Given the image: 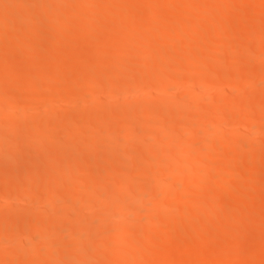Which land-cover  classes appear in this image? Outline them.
Listing matches in <instances>:
<instances>
[{"label": "bare ground", "instance_id": "1", "mask_svg": "<svg viewBox=\"0 0 264 264\" xmlns=\"http://www.w3.org/2000/svg\"><path fill=\"white\" fill-rule=\"evenodd\" d=\"M33 1L35 2V7L33 8L32 12L26 14V13L21 12V1L20 0H0V26L3 24L6 26V29H4V30L0 28V40L4 34H14L13 36L18 37V35H16V33L21 28L20 24L23 26V25H25V23H27L31 20L32 21L35 20L36 18H38V16H39V20L40 21L42 20L41 22H43V21L45 22V20H43L42 17L40 19L41 15L44 16L45 19L47 18L46 21L48 19H50V20H52V22L54 21L56 24H58L59 18L68 11L65 9V4H68L71 2L76 3L75 9H74L75 13H78V11L82 13V11H83L82 14L86 18L83 20L82 23L79 20L80 27H76L77 24L75 23V21H72V18L73 17L75 18V15L71 16L72 17L71 22L67 21L68 23H66V24H64L65 22L63 24L60 23V24H62L61 26H60V24H58V25L55 24L56 25L55 26L52 23L55 28L51 24L53 29L50 26L51 27L50 31L51 30H53V31H51V35H49L50 33L48 34L49 38H47V39L49 40V45H47V46L45 45L46 49L44 46H42V47H44L45 51L40 52V53L35 54V53H33L34 52L33 47H32L33 50L31 49V46H29L30 49H29V47H27L30 43L31 38L30 39L27 38L26 35H24V34L22 35V36H24L23 37V43L21 42V40L20 41L17 40L19 37L18 38L15 37V40L19 41L20 44L28 43V45L27 46L25 45V47L19 46L20 48H18L14 44H6L4 46L3 45L1 46V44H0V73H1V71L11 72L10 69L11 70L13 69L17 72V74H15V75L14 74L11 75L9 73L11 76L9 79L3 80L0 78L1 79L0 80V86H1L0 88L12 86V87H15L16 90H18L20 87L19 85H21L22 83H23V85L26 84L27 87H30L31 85L33 86L35 81L36 82L38 81L39 83H41L37 79L38 76L35 74L36 70H32V69L31 70L34 71L35 73L30 71L31 73L27 74V72H26L27 75L24 76V74H23V76H22L25 78V80H24L21 77V75H22L20 72L21 68H19L20 66H17L16 64L22 65V64L36 63V64H38L37 66L44 67L48 62H51V60H53V61L54 60H60L59 63L61 64V61L63 62V60H65V58H67L68 56L75 55L76 51L79 54V50H78V45H79L78 42L79 41H75V42L72 41L74 44L72 43V45H70V47H68L69 46V44H68L67 50H65L62 47V45H64V44H62L61 38H63V40H64V37L60 38V36H62V35H59V34L62 33L63 29H68V27L71 26V24H73V22H74L76 24L74 27H76L78 29V32H77L78 37H80L79 35H87V37H88V34L89 35L92 34L91 33L92 31L95 32V27L96 26L98 27L100 20H102V18L99 15L93 13V10L91 9L92 6L91 5L88 6L86 4L87 0H53V1L46 0V1L51 2L49 4H47L48 2L45 3L47 5L42 3L43 0L42 1L41 0H33ZM104 1H105L104 3H107L109 6L110 3L116 2L118 0H104ZM195 1H199V0H195ZM207 1H204V2L207 4L208 3L210 4V2H212V1L207 2ZM215 1H217V0H215ZM239 1H240V5H241L242 2H241V0H239ZM201 2H203V0H201ZM233 2H236V0ZM104 3H102V4H104ZM247 4L245 6H249V4L248 5ZM128 5L132 6V8L131 7H127V9L123 8L126 11L124 12V10H122L125 14L123 17L124 19L123 18L122 19L124 22L123 25H125V26L127 25V27L129 28L128 25L130 24V26H131V24H133L132 23L133 20H135L136 17H138L139 21H140L141 20L140 16L143 15V17H144L145 12L148 14L149 18L153 19V16L155 14L157 15L161 9H163L164 7H168V8L172 9L174 4L172 1H168V3H166V0H151V3L150 4L148 3L149 6L145 5V3L143 4V2L140 3L139 1L136 4V7H134L135 5L133 6L132 3L131 4L129 3ZM144 5L147 6L146 8H148V9H145ZM198 5L200 6L199 3H198ZM203 5L205 6L204 3L202 4V6ZM234 5H233V8H235ZM236 5H239V4H237V2H236ZM194 6L199 11V9H198L199 6H197L195 3H194ZM226 6H227V10H228L229 5L227 4ZM210 7H212V4L210 5ZM230 7H232V4H230ZM253 7H256V4ZM258 7L260 9L263 8V7L261 8V5ZM174 8H176V7H173V9ZM178 8H176V9H178ZM214 8L215 7H213V10H211V13H212V11L215 10ZM216 8H217V6H216ZM247 8H248L247 10H244V7H243L244 11L242 10V8H237V9H239L237 11H239L240 14H239V12L237 13L234 10V12H236L238 14V21H235V19H236L235 17H237V14H236V16H234L235 15L234 14L233 15L234 20L230 19V21L232 23H235V26H236V23H239L242 21L243 24H245V26H246L245 28H247V29H244V30H246L245 35L244 36H243V34L241 35L243 37V38L241 37L242 38L241 44H240L241 40L238 39V41H240L239 42L240 46L243 47V45H242L243 43H244V45L246 44L245 46H250L251 42H249L248 39H250L249 36H252L251 32L254 33V35L251 38L254 37L258 41V43H257V41L255 40V42L258 45L255 44V46L253 47V43H255V42H253L252 46L248 50L252 51V53L254 55L256 54L255 60L253 59L254 56H253V54L250 53V51H248L246 48L243 49L239 46V44L235 40L238 36L236 37V35H234L236 37V38H234L233 35L230 36V35H228V33H227V35H225L224 34L225 31L221 32L222 33V35H221V34H219L220 33L219 31L217 32V30L219 28H217V30L215 28H213V26H212L214 24L213 22H216L217 24L220 25V23L224 21L223 19H222L223 21H221L219 18H217L215 16V14L213 16L216 17L217 21L213 20V22L211 23L212 25L210 24L212 29L209 32L211 33V31L214 29L217 32V33L215 32L214 35L216 36V34H218V36H216V37L213 36L214 39H212L213 37H209L211 35L207 34L209 36L208 37L204 36L203 38H205V39L211 38L212 40L215 41L214 43L216 45L213 46V44H212L213 41L211 42L212 45L211 44L206 45V43L203 42V39H201L202 42L201 43L199 42V43L201 45L203 43L206 46V48L207 47L208 48L206 49L205 46L203 45L204 46L203 50L199 51L200 49H199V45H198V47H197L198 50L196 49L197 52L196 51L195 52L198 54L199 59L195 55V53H192V51L194 50L195 47L192 50L191 49L186 50V48L188 49L189 47L192 46V44H191V46H188V44L190 42L194 41L193 39H196L194 37L190 38V39L188 38L189 37V34H187L188 30L191 29L192 31L190 30V32H192V34L193 33L195 34V32H193L194 29H192L190 27L188 29V26H187V33L186 32L184 33L180 29L181 26H186L188 23H189L188 25H191L193 23L190 21L191 19H192V21L195 22V26L197 25V23L201 24V21H203V20H205L207 22L208 20H210L209 18H211V17H212V19H215V18H213L211 13L209 14V15H211V17L208 18L209 15L208 16L206 15V17H204V15H205L204 14L203 17L205 19L204 18L201 19L200 17H202V16L195 15V14H197V13H195V10H194V12L190 11V13H189V9H190L189 8L188 10L186 9V11H188L189 14L187 12H185V10H184V12H185V14H188L187 16H191V19L189 20L191 22V24H190V22H188L187 19H186V22H188V23H186V25H184L181 22L182 20L180 21V19H179V21H180V23H179V21L177 19H175V21H178V24L175 23V21H174V23L176 24V26H175V24H174V26L177 27L179 25V27H177V28L173 27L174 29L171 28L172 30L180 29V31H178V33H176V31H173L174 33H176L175 36L178 34L177 35L178 37L176 36V38H179V33H181V32L182 33L180 36H183V35L188 36V37L184 36L182 39L179 38L181 40L180 41L177 40V42H175V43H178L177 45L175 44L177 48L179 46L181 47V49H178L179 55H176L175 52L173 51L174 55L176 56L175 58L177 60H173L175 58H172L174 56H171V51H170V50H174V48L172 47V46H174L173 45V41H174L173 37L171 39L173 41H171V42L168 41L169 43L165 44L164 46L160 45L161 42L159 41L158 43H160L159 45L161 47L154 50L155 47L152 46L154 52H152L148 56L145 55L146 57L144 56L145 57L144 59H142L140 56L141 60H143V62H142L143 64H139L140 63L139 62L138 65L136 66V68L139 67L140 65H143L142 68L140 67L136 70V68L134 67L136 73L134 72V70H132V72H134V74H132L131 76H129L126 79L125 76L127 77V75H126L127 72H125V71H126L127 65L130 63L129 62L130 60L128 58H124L121 56V58H119V60H116L117 63L116 64L114 63L115 66H113V64L110 66L108 63H106L108 60L106 62H104V60L108 57L107 54H109L108 53L109 51L105 52L106 50H103L99 47L90 48V45L85 44L86 45L85 51H83L84 46L80 47V49L82 48V53H80V55L82 57L81 60H83V61L81 63H79V65H78V68H79L78 72L72 70L76 73L74 75L72 74V76H71V73L69 74L72 77V81H69L70 79L69 80L65 79L64 75H63L64 72H62L64 70L57 69L56 68L57 66H55V64H54L56 71L54 72V74L52 76H51L52 73L50 75H48V77L49 76L50 77L46 79V81H47L46 86L49 88V89H47V88L46 89L48 91H50L49 93L47 92V94H45V93H43L44 92L43 91V92H38L36 95L34 94V95H24V96L15 95V92L11 93V96L9 97L8 100H11L10 98H12L15 101V104L13 101H11V102H13L14 106L12 105L13 107H10L11 109L9 108L8 110H5L6 112H8V115L6 113H4V115L2 114L4 112L3 108H5V105H4V103L2 104V102L3 101L6 102V100L4 99L5 96H2V98L0 96V105H2V106L4 105V107L2 108L3 111H1L2 109H0V111H1V113H0V138L4 137L6 139L15 141L19 138V136L22 133H25V131H27V133H30L29 129L33 126L32 130H31L32 135H35L36 138L38 140H40L39 142H37V144H36V142H34V144L29 143V145L32 146V148H33V146H35V144L37 146L36 150L34 149L35 151L33 153H30L33 151V149H32V151L31 150L29 151L28 147L30 148V146H28V147L26 146V148H27L26 150L29 151V152H27V154H25L26 150H25V152L24 151H22V152L18 151V152H16V154H13V152L15 153V151H17V150H15L10 154L9 147L5 146L4 142H3L4 143L3 144L4 146H3L2 141L0 139V141H1L0 142V180H1L0 181V243L1 244L5 243L8 240V238H11V237H14L15 239H19L21 237V242L19 241L20 240L19 239V240H17V242L19 241L18 244L14 245L16 250H12V253H10L11 255L14 254L15 256L12 257L9 254H7L5 256V254L7 252L6 253L4 251L1 252L2 254L0 253V264H61L62 263L61 260H59V261L56 260V259H58V256L60 253L55 252V251H57L56 249H57L58 245H61V244L63 245V242L60 243V241H59L61 239V236H59V235H61V233H63L62 230L64 231V228L66 226H67L66 228H69L68 234L70 233L69 234L70 236L67 235L68 237L67 236L65 237L64 234L62 235L63 238L65 237L64 241L66 239H68V241H66V243L64 244L65 246L67 243H70L72 241V243H70V245L71 244L74 245L73 242H75L76 246L83 247L84 246L83 242H82V246H81L79 241H83L86 238H87V240L91 239V236H93L92 239H96L95 237L97 235H99L98 239L104 238V240L108 241L109 234L111 235L109 237H113L112 235L114 233V235H116V237H114L115 239L114 240L112 239L113 241H108L107 244L103 240L105 242L104 243L105 245H102L103 247L104 246L106 247V245L110 244L108 246L113 247L114 246L113 244L115 243V241L117 242L116 239H119V238L121 239L124 236V234H125L124 237H127V235H128L127 232H131V231H126V230H129V228H130L129 226L131 224L133 226V223L135 224L136 222H139L141 220L151 219L148 216L149 214L151 215V217L153 216V214H155V216H159V215H161V216H159L158 218L156 217L158 219V221L156 220L157 223L155 222V224L156 225L158 224V225L156 226L154 224L153 225L154 229L150 228L151 230H147V233L144 232L146 234L145 236L143 234L144 237L147 236L148 240H149V238H152V237L154 239H156V234H157V230L159 228V225L163 224V226H164V224L165 225L167 224L169 226L166 225V229L164 227L165 230L161 231L162 229H160V228H159L160 230H158V232L160 234H162L161 235L162 239H160V235H159V237H157L156 240L158 241V238H159L160 240H162L161 242H163V240L169 241V239H171V240L175 239L176 233H175L174 226L172 227V224L175 225L177 223L175 221L181 220V221H186L187 224H189L190 228L193 227L191 230L186 225V222H184V224L188 228L187 231H184V230H186L185 229L186 226H185L183 228L184 230H182V232H185L184 237L186 238V240H185L186 243H184L185 241L184 242L182 241V243H184L185 245L182 247H180V246L177 247L178 249L176 251L174 250L173 253H168L167 249H169V251H170V247L167 249H163V250H165L164 252L167 251L165 254H163V253H160L162 251L159 252V250L154 249L153 248L154 246L152 248H150L152 245L150 247H148V246L142 247V245H140L138 247L137 244L132 243L133 241H135L134 239H136V241H137V238L134 236V239L132 241V239H130L131 237L130 238L128 237L129 238L128 240H131L132 242H129V243H131V245H129L127 242V245L129 246V247L127 246V248L131 249L130 251L133 255L126 256L124 254L123 255L119 254L121 252H118V254H116V256H113L111 258V262L106 261L108 259H104V257H102V259H101V256H99V259L98 260L96 259L97 260L96 264H133L134 262L136 263V261H137L136 259L134 260L135 253H136V255H137L136 257L138 259L142 258V263H144V264L151 262V260L152 261L156 260L155 262L157 264H206L207 262H203L202 260H199V258L195 259V256L197 258V256H199V257H201V255L206 256V254L208 255V256H206L207 259L213 258L212 261L210 259H209L210 260L209 261L204 257L205 260L209 261L207 264H218V263H220V261L217 262V260H219V259H222L221 260L222 262L220 264H264V254H263L264 251L261 254L259 252H261L262 250L259 252H256V251H258V250H256L257 248L260 249V248L264 247V189H262L261 191H258V189L261 188L260 185L264 184V178L261 176V174L264 172V162H263V159H262V162L260 161V159L262 157L257 158V161L255 160L256 158L254 157L253 162H254V160L256 162H254V164H252L253 166L251 165V162H249V160H252L251 158H252L254 152L264 153V140H262V141L259 140L256 142L255 139L250 138V136L251 137H253L255 135L257 136V133L259 134L260 133L259 131L260 130L263 131V129H264L263 128L264 127V91H262L264 89L261 90L262 92L260 94H259L260 91H258V93H256L257 91L255 90V93L257 94V96L255 94L256 102L254 100L255 98L253 99L251 97V95H253V93H254L253 92L254 89L258 90L259 87L264 86V66H262L263 63L259 64V62H258V65H260V67L257 66V69L254 70L255 72L252 70V71H250L251 73L248 70H245V68H244V66H246L245 64L251 65L253 61H254L253 65H255V63L258 61V59H256V57L258 58L259 57L258 55L260 53V52L258 53V51H256V50H260L261 47L264 46V18L263 17L261 18L262 15L264 16V14H262V13H264V11L257 10L256 9L257 7L255 8V11H254V8H252V6H250V9L252 8L251 10H253V11H249V7H247ZM106 9L104 11L108 10V9L107 10ZM220 9L222 10L221 7H220ZM224 9L226 10L225 7H224ZM84 10H85L86 16L84 15L85 14ZM178 10H181V9L179 8ZM202 10H201V12H202ZM205 10L206 9L204 8L203 13L205 12ZM221 10H220V13L218 11L219 14H217L215 12L216 15H218V16H220V14H221L220 18L223 15L221 13ZM232 10L230 12V9H229V12L232 13ZM263 10H264V8H263ZM98 12H100V11H98ZM176 12H178V11L176 10ZM226 12H228V11H226ZM229 12H228V15H229ZM192 13H193V15H192ZM15 14H17V15L15 16ZM18 14H20V16ZM108 14H109V12H108ZM200 14L201 13H199V15ZM100 15H101V13H100ZM180 15H182V14H180ZM145 16H147V15H145ZM150 16H152V17H150ZM178 16H179V14H178ZM178 16H176V17H178ZM78 18L81 19V16L77 17L76 19H78ZM155 18L156 17H154L153 23H156ZM206 18H208V20H206ZM256 18L263 20V22H261V20L259 21V19L257 21ZM55 19H57V20H55ZM120 19H121V16H120ZM145 19L147 20L146 17H145ZM184 19H185V17H184ZM110 20H113V19H110ZM114 21L115 20H113V23H114ZM118 21L119 20H117V22ZM205 21L203 22L205 25L206 24L209 25V23L211 22V21H208V23H205ZM245 21H247L246 23H249L248 26L246 23H244ZM256 21L258 23H254ZM147 22H148V25H146L145 28L142 25L143 30H145L144 35H141L138 31L135 32L133 29H131V30H133L134 32L132 31L131 34L128 33V34L123 35V34H120L119 32H117V34H120L119 36H117V35L116 36H110L108 38V36H109L108 35L106 37V38H108V40H107L108 45H116V46H121L124 44L125 45L126 44L131 45L130 43L135 44L134 42L140 41L141 40L140 37H143L142 40H144V41L148 40V36H147L148 34L147 33H149V31L153 28V26L151 25V23L149 24V21H147ZM158 22H160V21H158ZM259 22L261 23V25ZM22 23H24V24H22ZM225 23L227 26H229L226 21H225ZM225 23L223 22V26H225L224 25ZM232 23H230V24H232ZM119 24H117V25L119 26ZM143 24H145V22ZM162 24H164V23H162ZM171 24H173V23H171ZM255 24H257L259 26L256 29V31H253V29H255V27H256ZM139 25H141V24H139ZM139 25H138V27H139ZM168 25H166V26H168ZM219 25H217V26L219 27ZM223 26H220L221 27L220 29H223L222 28ZM97 27H96V29H97ZM127 27L123 28V26H122L123 29H127ZM134 27H136V25ZM191 27H194V25L192 24ZM197 27H199V25H197ZM229 27H231V26H229ZM229 27H226V29L227 28L229 29ZM163 28H164V26H163ZM22 29L23 28H21V32H22ZM25 29H26V30H24L25 32L28 31L27 28H25ZM154 29H155L154 34H156L157 31H159L161 33V31L159 29L157 30L155 27H154ZM182 29L186 30L185 27ZM209 29H210V26H209ZM43 30L44 31L42 32V30L40 29V31H38V32H42L45 34V29H43ZM136 30H137V27H136ZM72 31H73V29H72ZM116 31H118V28ZM59 32H61V33H59ZM122 32L123 31H121V33ZM28 33H29V31H28ZM42 33H40V34L42 35ZM124 33H125V31H124ZM160 33H157V34L159 35ZM174 33H173V35H174ZM212 33H214V32H212ZM149 34H151V33H149ZM72 35H73V33H72ZM173 35H171V36H173ZM219 35H221V36H219ZM37 36L38 35H36V37ZM91 36L92 35H90V37ZM149 36L151 37V35H149ZM28 37H29V35H28ZM40 37H39V39H41ZM153 37H154V35H153V31H152V38L151 39H153ZM157 37L160 38V35ZM190 37H192V35H190ZM80 38L82 39L83 37H80ZM91 38L92 39L94 38V40H95V36H92ZM45 39H46V37H45ZM71 39L72 38H70V40L68 39L67 41H71ZM89 39H87L88 40L87 43H91V40L89 42ZM169 39L170 38H168V40ZM211 39H209V40L211 41ZM37 40H38V37L34 41L36 42ZM72 40H74V39H72ZM153 40H155V39H153ZM209 40H207V41H209ZM85 41H86V39H85ZM156 41H157V39H156ZM156 41H153V43H155ZM162 41H164L163 44L166 43V40L163 39ZM45 42H48V41L46 40ZM95 42H97V39ZM248 42L250 45H247ZM31 43H33V41H31ZM136 43H137V45L140 44L139 42H136ZM146 43H147V41H146ZM158 43L156 42L155 44H158ZM224 43L228 44L227 48L230 47L229 50L227 49L228 51L225 52L226 53L225 56L222 54L224 51L215 53L216 47L220 48L221 46H225ZM38 44H40V42ZM143 44L144 43L142 42V46H143ZM149 44H150V41H149ZM81 45H83V44H81ZM91 45L94 46V44H91ZM159 45H157V47ZM40 46H41V44L39 45V48L42 49V47H40ZM149 46H151V45H149ZM185 46H186V48H184ZM203 46H201V47H203ZM210 46H213V47L211 48V50L207 51L210 48ZM100 47H101V45H100ZM176 47H175V50H176ZM182 47H183V50L186 51V53L188 51V53H187L188 56L187 55L183 56L186 53L182 54L181 55L182 58H180L181 60L179 61L178 56H180V51L182 50ZM252 47L254 48L255 53L253 52V50H251ZM65 48H66V45H65ZM114 48H116V47L114 46ZM247 48H249V47H247ZM41 49H39V50H41ZM122 49H123V47H122ZM204 49H206V50H204ZM35 50H36V48H35ZM37 50H38V48H37ZM147 50L144 54H147L150 52V51L147 52ZM190 50H191L192 54L189 52ZM217 50L219 51L220 49L217 48ZM225 50H226V48H225ZM151 51H152V49H151ZM165 51H167V53H168V51H170V53H168L167 56H169V54H170L172 59L169 56L168 60L171 62L172 66L171 65L166 66V69H168L167 71L164 69L162 71V68H161L160 72L159 71L157 72V76L155 74L156 77L153 78L154 77V74H153V77L151 78L150 75H148L147 71H149L152 66L149 68V70H147L148 66L153 62V60L155 62V59L157 57H158L157 58L158 60H156V62H158L160 60V56L163 55V53ZM113 53L114 52H112V54ZM218 53L220 54L219 56L222 59L220 57H218L217 55H215ZM246 53L248 55L250 53V56L252 55L253 58L250 59L251 57L249 58V56H246L247 55ZM116 54L117 53H115V56H116ZM138 54L139 53H137V55L136 54L133 55V60L135 58L137 60L136 56H138V58H139ZM221 54L224 57L221 56ZM80 55H78V56H80ZM127 56H129V55H127ZM134 56H135V58H134ZM195 56L199 62L195 60L197 63L194 64ZM72 58H74V57L72 56ZM95 58H97L96 61H99V63L95 62L96 64H94V65H97V66H96V69H93V68L89 67L90 64L88 65L87 63L91 62ZM115 58H114V60H115ZM68 60H69V58H68ZM141 60H139V61H141ZM162 60L159 61V63L164 62L165 65L166 64L168 65V63H166L164 60L163 61ZM223 60L226 62L222 63ZM228 60L230 62L233 61V65H235L234 68H232L233 67L231 65L232 63H230L229 65H231V67H228V68H230L229 70H231V71H227L228 68H226L225 72H221V71H224V69H225L224 67H221V63H222V65L226 64L228 66V64H227ZM173 61H175V62L177 61L176 63H178V64L175 65L176 63H174V66H173V63H172ZM216 61H218V63L220 62L219 66L216 65V64H218V63H215ZM127 62H129V63L127 64ZM196 64H198V69L200 70V71L199 70L198 71L200 73L201 72H204V73L210 72L212 74V72L214 71L212 74V77H210L211 80L210 79L208 80V78H207V79H202V81H200L197 78L194 79L195 77H193V79L188 78L189 80L186 79L187 87H188V89L186 88V90L187 91L189 90V92H193V93H191L192 95L190 94V96H189L188 94L187 95L184 94V96H183V94H182V96H181L179 93H177V94H179L181 97L180 96L178 97L177 94L173 95V92L175 93L174 89L177 88L174 85L177 84V82H179L181 80V78L184 77V74H185V72H187V70L192 71L194 69L193 68L192 70H189L190 68H192L193 65L196 68V66H197ZM165 65H164V67H165ZM155 66H156V68L155 67L154 68L156 70L160 69V68H157V63L155 64ZM21 67H23V65ZM171 67H172V69H171ZM219 67H221L223 69H220L221 71H218L217 69H219ZM169 69H171V70H169ZM242 69H243L244 73H242ZM26 70L28 71V69H26ZM246 71L249 72V74H247ZM16 72H14V73H16ZM151 72L154 73L153 71H151ZM245 72L249 76H247V78L244 79ZM238 74H241V76H242V74H244L242 77L243 78L242 79L243 84L239 83L241 80L237 82L240 85L233 83L234 82V81H232V80H234L233 78H236L237 77L236 75H238ZM69 75H68V77H69ZM214 75H216V78ZM44 77H46V76H44ZM106 77L108 79H106ZM100 78H104L105 80H109V82L107 81L108 85L106 87L103 84V86L105 87V90L102 87V90H104V93L107 92L109 94H114V93H120L122 91L124 95L129 97V98L125 99V102L124 101L122 102V103H124V106L120 105L122 103H118V105H117V103L116 104L112 103L111 105L109 103L108 107L105 106V104H104V108L105 107H107V108L102 109L100 104L97 103V102L101 101V100L100 101L98 100V99H100L99 96H101L100 95L101 93L99 92V90H101V87L99 85L97 87L96 83H94V85H92L95 80H98V79L100 80ZM119 80L123 81L124 84L120 85ZM73 81L75 82V84H73L74 87L72 86V90L69 88L71 86H69L68 88L65 87L66 85H68L67 82H73ZM38 82H37V84H38ZM82 83H83V85H81ZM103 83H105V82H103ZM23 85H21L22 88H24ZM41 85H43V83ZM211 85L217 86V87L220 86L223 88V90L219 92L220 95L216 93L217 94V95L215 94L216 96H214V94H213V96H210V98H208L209 101L213 100L212 104L214 103V101H216V103L218 105H223L226 102H228V103H226L228 105L231 102L233 103V101L230 102V99H229L231 94H232V96H233V94H235L234 96L238 95L237 96L238 99L239 98H241V99L238 100L239 102H237V103H235L236 101H234L235 104H231L232 106L230 105L229 106L230 109L228 108L227 110H223V108H218V109L213 110L214 108L212 109V107L216 104L215 103L211 107V110H213V111H211L209 108L210 105L205 104L207 106L206 107L203 104V102L207 103V101H208V99H207V101L204 100L205 98H207V96L204 95V92H206L205 90L207 88H209ZM35 87L36 86L34 85V89H35ZM64 87L67 90L70 89V92H71L70 96H73V97L76 96V98H77L81 95L80 97L81 98L83 97L82 99L86 98L85 99L86 101L87 100L90 101V102H88V101L87 102L90 103L91 109L94 108L93 109L94 112L93 113L91 111L89 112V110H87V109L85 110L82 107H81L82 109L76 107L78 109H75V111H73L72 113H66V112H65V114L63 112H62L63 114L59 113L58 105L60 103V100L63 97H65L64 94L67 92L66 89L64 90ZM143 87L148 88V90L150 89V93H147L148 95H145V97L144 96L140 97L141 98L140 99L139 94H138L140 92L139 88L141 89ZM97 88H99V89H97ZM11 89L14 90V88H11ZM34 89H32L31 92ZM19 90H21V88ZM39 90H41V89L39 88ZM62 90L65 91L64 94L62 93L63 92ZM17 92H19V91H17ZM21 92H22V90H21ZM35 92H37V91H35ZM20 94H23V92L19 93V95ZM12 95H13V97H12ZM97 95H98V97H97ZM227 95H228V97H227ZM103 96L104 95H102V97ZM168 96H170L171 98H168ZM226 97H227V101H226ZM6 98H8V97H6ZM166 98H167V101L169 99L168 102H170V103H168L166 101ZM172 98L174 100H172ZM177 98L179 99V101L177 100ZM211 98H212V100H211ZM247 98H249V100H250V98H252V100H254V102L247 101ZM68 99H70V98H68ZM175 99H176V101H175ZM228 99H229V101H228ZM171 100H172V103H171ZM252 100H250V101H252ZM67 101L69 102V104L71 103V100H67ZM173 101H175V102H173ZM180 101L182 104L180 103ZM186 101H187V104L190 103V101H191V102H193L192 103L193 105H194V103L196 104L197 108L200 107L199 110H203V111L198 110V112L201 113V115L199 113H198L199 115H194V113L197 112V110L195 109L196 106L194 105V107H193L192 104H191V106H190V104L185 105ZM101 103H102V101H101ZM72 104H70V105H72ZM10 105L8 104V105H6V107H8ZM201 105L203 108H205V110H206V108L207 109L209 108V112H211V115H212V112L214 114L213 115L214 118L211 120L212 125H208L207 123H205V124H207V127L211 126V128L206 127L207 129H205V131H202V129L204 130L205 127L202 128L201 126H206V125H203L202 123H201L202 125L200 124L201 126L197 125V122H198L197 120H199L198 123L202 122L201 119H203V117H204V116L202 117V114L206 113L204 111V109L201 107ZM2 106H0V108ZM187 106H189V107H187ZM190 107L191 108L193 107V108L189 109ZM95 108H96V110L98 108L97 111H99L101 109L100 113H96L97 111L95 110ZM193 109L196 110L194 113H192ZM36 110L37 111L39 110V112H41L40 110H42L41 117L38 118L37 116H39V115L35 116V118L37 117V119L34 118V120H36V121L34 123L32 122L33 125L31 123V127L29 128L30 124H28V121H27L30 119L29 117H31V116H29L31 114L29 112H35ZM190 110H192V111L190 112ZM149 111H153L152 112L153 114L150 116H147ZM206 111H208V110H206ZM39 112H38V114H40ZM235 112H237V113H235ZM27 113H28V115H27ZM208 113L205 114L206 117L209 116ZM190 114H191V117H190ZM195 114H197V113H195ZM59 115H61V117L66 116V119H67V115L75 118L76 120L74 119L75 121L73 120L72 124H76V126L72 127L71 126L72 124H70V126H71V129H70L69 125L64 124L63 126H65V125L68 126V128L70 130L69 131L67 127H66L67 128L66 129L65 127H62V125H61L62 130L60 129V131L62 132V135L65 137H67L66 135L69 134L67 137L68 139L67 138L65 139V137H63V141H62V138L60 139L58 136V138L62 142L59 141L61 143H58L57 142L58 140H57L54 142V144L51 143V146L55 145L54 147L51 148V146L49 145V141H50L52 135H54V132H57V130H59V128H60V125L58 126L57 122H56V120L59 119ZM25 116H28L29 119L25 118ZM194 116H195V118H198L199 116H201V117H199V119H196V121H197V122L195 121L196 123L193 122ZM113 117H115V118H131L132 121L130 122V124L128 126L123 127L122 130H119V129L117 130V129H115L116 127L114 128L115 124L111 123V122H114V121H111L113 119ZM24 118L27 120H25ZM115 118L113 120H115ZM188 118H191V119L189 120ZM230 118L235 120V122L234 121L233 122H234V125L236 126V128L238 129L237 133H235V134H238V131H240L242 133V135L244 134V136L248 137L247 139L250 138L249 139L250 141L245 139L244 136H241L240 135L241 133H239L238 136L236 135L235 137H234L235 134L232 136V133H229L231 136L228 137L229 136V134H227L228 132H225L227 136L223 133L224 132L223 129L225 130V128H223L224 127L223 122L227 119H230ZM85 120L89 124L85 123ZM188 120L191 122H189ZM71 121H72V119H71ZM204 121H206V120H204ZM207 121H210V120L207 119ZM211 121L209 122V124H211ZM74 122H76V123H74ZM147 122H149L151 125L152 124L153 125H159L161 127L167 126L169 129H166V128L165 129L168 130V132L170 131L173 134L175 133L176 137H175V135H173L172 137H169L167 135L168 133L164 132L165 130L163 129L164 131L162 130L161 131L162 133H160V131L155 133V136H156V134H159V133L161 135H163V134L167 135L165 137H162L161 140L159 139V136H156V138L158 137V139L160 140L158 143L160 148L158 147L157 148L158 150L157 149L154 150L153 149L154 147L153 148L151 147L152 146L151 142H153L152 140L147 142L146 144H144L142 146H134L133 144L129 145L130 143H132L133 138H135V140L138 139L137 137L141 138V141L139 139H138V141H136L139 143H145V141H147V139H142V137H144V138L147 137L148 140L152 139V138H150V136H152L150 134L153 133V130H151L150 127H149L150 129L148 128V126L146 125ZM178 122H181V123H178ZM176 124H178L179 127L181 126L180 129L177 127L180 134L177 133L178 130H176V126H177ZM180 124H182V125H180ZM82 125L84 126V128L87 126H91V127L95 126L93 128L97 129L96 134L99 136L98 140L96 139V141H95L93 139L95 136L97 138V135L94 136V134H91V132H87L88 133L87 134L85 132L86 130L84 131V128L83 127L81 128ZM182 126H184V127H182ZM200 128H202V129H200ZM65 129L70 133L67 132V134H66L64 132V131H66ZM198 129H200V131H202L200 134H203L204 136L207 133L205 134L203 132H208V134H209L208 136H205V139H204V137L202 138V139H204L203 142H202V140H196V139L203 136V135L198 136V138L196 137L198 135L197 132H199ZM208 129L211 130V134L213 132H215L213 135H216L217 139H214V140L210 139V138H216V137L213 135H210V131H207ZM173 130H175V131H173ZM60 131H58V132H60ZM120 131H121V133H120ZM84 132L87 135H85ZM98 132H100L102 134L100 135V133L98 134ZM43 133H45V134H43ZM115 133H120L121 136L123 135L122 140L124 138L125 143L128 144L129 146L126 145L125 143H121L123 141L119 140V138L116 137L117 135H113ZM196 133H197V135H195ZM246 133L249 134L250 136L246 135ZM56 134L59 135V133H56ZM169 134L172 135L171 133H169ZM177 134H179L178 136L181 138H179L177 136ZM217 134H218V136H217ZM38 135L43 136V137L39 138V137H37ZM44 135L45 136L47 135V136L45 137ZM62 135L60 134V137ZM135 135H138V136L136 137ZM110 136H111V138H110ZM112 136H115V137L113 138ZM192 136H194L195 139ZM182 137L184 138V140L186 139L188 142L185 143L184 140L182 139ZM74 138L76 140H77V138H79V139L77 140V142H75L76 140L74 141ZM115 138L116 139L118 138V140H116ZM192 138L194 140H196L197 144H199V142H202V144H199L200 149H198V150H200L201 153L198 151L199 154H197V153H193L191 151V147L196 145L195 142L192 141ZM262 138L264 139V137H262ZM178 139L181 140L180 143L178 142ZM230 139H231V141H230ZM142 140L144 142H142ZM175 140H177L176 143L178 145H181V143L183 142L182 146L176 145ZM251 140L252 141L255 140V141L253 143H251ZM155 141H156V143L158 142V140H155ZM168 141H169V143H171V142L173 144L175 143V145H174L175 147L171 145L173 150H174V148L176 149L177 146L180 147L179 151L174 150L175 151L174 155L172 153L173 158L170 159L172 157L171 156L170 158H168L169 160L167 159V156H166L167 152H166V154L164 152L166 150L164 148L165 144L170 146V144H167ZM197 141H199V142H197ZM120 143L123 145L120 146L119 145ZM227 144L231 145V147H234V145H237V147L238 148L240 147V148L237 151H235V149L233 150L231 147L228 148L229 146ZM47 145H49L48 148H47ZM130 146H134V147L131 148ZM196 146L198 148V145H196ZM196 146H195V148H196ZM226 146H227L228 150H224L225 153L228 151H231V149H232V151H231V153H229V156H227L228 153L225 154L228 158L225 155H223V157L225 156L224 158H227V159H225V161L222 159L224 162L221 161L220 162L221 165H220V164H218V162L221 160L220 156L217 157V156H215V154H216V152H218V150L223 152L222 148L224 149ZM24 149H25V147H24ZM170 149L171 148H169V150ZM20 150H22V149H20ZM99 150H103L104 154H102L103 152L99 151ZM4 152L8 153L9 155H5ZM250 152H253V153L249 154ZM29 153H30V155H29ZM97 153H98V155H97ZM183 153H185V155L186 154L187 155L183 156L184 155ZM100 154H101V157H99ZM82 155H84V157H82ZM170 155H171V153H170ZM204 155H205V157H204ZM248 155H251V157ZM133 156L135 157L136 160L138 159L136 157L139 156V158H141V160L135 161L136 163L132 166L130 165L131 163L130 164L128 163L130 165V167H128L129 165H127L126 162L129 160H131V162H132V159H130V158ZM207 156H208V158H206ZM214 157H215V160L219 158V160H217V162L215 161L217 168L218 167L220 168V166L222 168V169L220 168L221 171L217 170V172L218 171L222 172V173H220V176L217 175V176H219L218 178H224L223 176L227 173L225 175V178H224V179H227L229 171H231V172L240 171V169L245 167V166H247V167L252 166V168L255 169V172L254 171L251 172L252 174H250V175H248L249 173L246 172V174H244L245 175L244 177H243V173H242V177L244 179L240 176L241 179H238V181H240V180L241 181L237 182L239 184V185L237 184L239 186V190H237L238 188H236V192L233 191L232 193H229V195H228V190H226L227 191V193H226V191L223 190L224 187L219 186L220 184H217L219 186V187H217V185H215L214 183L213 184L209 183V180L211 177L210 175H208V177H205V178H203L204 177L203 176V177H201V179L199 178L200 180H198L196 178L198 174H200L201 176L203 174V173H200V170L202 169V168L200 169L201 165L207 164V162H209V161L211 162ZM162 164L165 165V166H163V168H161ZM213 164H214V161H213ZM55 167H56V169H55ZM25 168L28 170L27 172H24ZM48 168H54V170L53 169L51 170L53 173H51V174H50V172L48 173L47 172ZM20 169L24 173H20ZM46 172H47V174H46ZM12 173H19L20 176L22 174L21 181L19 178V184H18V185H20L21 184L20 182H22V184L20 185V186H22L21 188H19V186L13 185L12 182H9V181L6 182L7 180L5 182H4V180L2 181L5 174H12ZM115 173L116 174L121 173V174H124L125 176L121 175L124 177L120 178V176H119L120 174L119 175L117 174L119 176L118 177L119 179L117 181H114V183L115 182L116 183L115 184L113 183L114 185H107L104 182V178H106L110 175H116ZM177 173L180 175H184V177L182 178V176H180L181 179L179 177H178V179L177 178L175 179L174 177H172L173 174L175 176V174H177ZM48 174H50V175L48 176ZM203 175H205V174H203ZM1 177H2V179H1ZM91 178L94 179V182H93V180L89 181V179H91ZM207 178H209L208 184H210L211 186L214 185L213 188L211 186H209V189H211V191L209 190V192L211 194V195L209 194L210 199L208 196L209 200L207 199L208 200L207 204H204V205H206L207 208L204 207L203 210L201 208L198 211L195 210L196 212L194 213V216H192L193 213L192 212H191L192 214L190 213V210H189L190 208L187 209L186 207L188 205L185 204V205H187L186 207L185 206H181V207L182 208L185 207L186 211L184 210V211H182V213H181V211H179L178 214H180V213L181 214L178 215L176 213L178 215V216H176L175 213H174L175 214L174 215L172 212H170V210L168 211V209H167L168 207L163 206L164 202L169 203V200L173 199L172 197H169L170 193L168 191H170L171 189L177 188V190H179V191L182 190V192H184V190L186 191V190L190 189V190H193L196 192V191L200 190V186H203L205 184L208 185L207 184ZM132 179H134V180H132ZM135 179L137 181L139 180L138 184L134 183V182H136ZM150 180H151V182H150ZM132 181H134V182H132ZM146 181H147V183H146ZM149 182L151 183V185L149 184ZM230 183H232V182L230 181ZM233 183H234V181H233ZM148 184L150 185V189L147 192L146 189H148V186H147ZM227 186H228V184H226L225 188H228ZM235 186H236V184H235ZM258 186H260V188H258ZM144 188H146V189H144ZM251 188L253 189V191H251L252 190ZM262 188H264V186ZM73 190H76V191L71 192V193L66 192V191H73ZM141 190H142V194L144 193L145 195L140 194ZM143 190H145V191H143ZM221 191H224V193H223L224 198L220 197V195H222ZM35 192H39V194H41L40 200H39V197L37 198L38 201L37 200L34 201L31 198L29 199V197H30L29 195H31V194L33 195V193H35ZM65 192L67 193L66 195H64ZM146 192L149 194L146 195ZM166 192H168L169 194L168 193L165 194ZM225 193L228 196L227 195L225 196ZM94 195H96V197ZM182 195H184V194L180 193L179 195L177 194L176 197L175 196L174 197L176 200L182 199ZM91 196H94V197H91ZM168 197H169V200H168ZM184 197L186 198V196H183V199H184ZM148 198L150 201V205H155V203L158 204L162 200L161 205H160V203L158 204L159 207H161L160 208L161 210L156 209L157 210V212H156V210L153 211V209H152V212H154V213L151 214V209H149L150 205L148 204L149 201L147 203ZM61 199H63L62 201H64V202L66 201L65 203H67V207L65 209H62V207H64L66 204H64V206L62 205L61 209H59ZM116 199L118 201L122 202L124 205H122L120 207L118 206L119 207L118 209H116L115 206L109 207V208H112V209H110L112 211L111 212L107 211L106 209L109 206V204L107 202H109L111 200H116ZM219 199L221 201H222V199L224 201L226 200L231 205H233L235 208V211H236L235 212L233 210V212L239 214L240 216L243 213H245L248 209L255 208L258 206L259 209L261 208V211L253 212L252 214L254 215V213H255L254 216H256V217H255V220H254V217H252L253 220H251V221L252 222L258 221L259 224H260V222H262V223H261V225H258L257 223L255 224V222H254V224H252L249 221V224H248L249 227H247V228L240 227L242 230H240V228L237 229L236 225L233 226V224L229 225L228 223L227 224L225 223L227 225V227L229 225L228 228L231 229L232 227H235L237 229V231H235V229H233V232H231L229 234V237H222L223 235L220 237L218 235L221 239H218L219 237H217V235L216 236L211 235V236H213L212 238H215V237L216 238L211 239V241L208 238L209 242L208 241H207L208 243L204 242L205 244H202L203 241L202 242L200 241L202 238H197V239H199L197 241L201 242L198 244L197 241L195 242V238H196L195 235H197V236L198 235L201 236V234L205 235L206 233L204 234V231L209 229V228L205 229L206 226L211 227L212 224L218 223V219H219L218 214L221 216V214L219 212H218V214L216 213L217 209L220 208L219 202H221V201ZM31 200L34 201L35 203L34 202L32 203ZM86 200L89 201L92 209H93V207H94V209L97 208L94 212L95 213L94 216H93V214L88 215L90 218L87 216L88 211L85 208H82V207L77 208L75 206L78 203H81V202L86 201ZM152 200L153 201L158 200V201H156V202L154 201L155 203H153ZM36 202H39L40 204L36 203ZM170 202H172V200H170ZM30 203H31V206H34L32 204H35V206L38 204L39 205V206L37 205L38 207H43L42 213L39 212V214H37L38 216H36V214H34L35 216L33 217L32 216L33 214L28 212V210H31L33 208L26 206L28 204H29L28 206H30ZM174 203L176 204V201H174V199H173V203H169V204H174ZM14 205H16V206L19 205V206L16 207ZM24 205L27 209L24 207ZM56 205L59 207H57ZM105 205H107V206L105 207ZM158 205H155V206L158 207ZM13 206L17 209L19 208L20 211H21V209L25 210L27 212V214L25 213V211L19 212V211L15 210V208ZM73 207L75 208V210H73L74 209ZM144 207H148V209L150 210L149 211L150 213H148V211H146V210H145V212H143V210L145 209ZM156 207H152V208L155 209ZM162 207H164V208H162ZM10 208H13V211ZM109 208H108V210H109ZM166 209H167V211H166ZM215 209H216V211H215ZM253 210H255V209H252V210L250 209L247 212H250V211L252 212ZM33 211H34V209H33ZM33 211L31 210L32 213H33ZM86 211H87V213H86ZM158 211H160V212H158ZM233 212H232V214H233ZM247 212H246V214H247ZM34 213H35V211H34ZM40 213L43 215H40ZM141 213H144V214L146 213V214L143 215ZM157 213H158V215H157ZM229 214H231V213H229ZM229 214H227V215H229ZM232 214L229 215L230 218L232 217ZM223 216H221L220 218H222ZM240 216L237 217V219L240 218ZM160 217L162 218L163 221L160 219ZM224 217L226 218V215ZM224 217H223V221H224ZM69 218H71V219H69ZM118 218L124 219V221L121 222L122 224L121 225L119 224L120 226L116 222V220ZM153 218L154 217H152V219ZM234 218L236 219L235 216L232 217V219H234ZM232 219H230L231 222H233ZM69 220L70 221L74 220V222H70ZM154 220H155V218H154ZM112 221L115 222L114 224H117L119 227L117 225H112L113 224ZM142 222H144V221H142ZM220 223H223V222L220 221ZM69 224H70V227L68 226ZM96 224H101V225H100V227H98ZM102 225H105L107 227L110 225L111 228H112V226L113 227L117 226V227L112 228V231H110V232L108 231L105 234L102 233L103 234L102 235L101 234L102 231L99 233L97 231V229H94V227H93V226H95V228L96 227L101 228V227H103ZM72 226H74L75 228L74 227L72 228ZM163 226H162V228H163ZM107 227L102 228V229H105L107 231L108 230ZM70 228H72V231L74 233L71 232ZM132 228L133 227H131L130 230H132ZM203 228H204V231H203ZM74 229H76V230L74 231ZM222 230L225 231V229H222ZM220 231H221V229H220ZM229 231H227V229H226L225 233H222V231H221V233L225 235ZM135 232L136 231H134V233ZM107 233H109V234H107ZM57 234H59V235H57ZM72 234L75 235V237L74 236L71 237ZM138 234H140L139 231H138ZM193 234H195V235H193ZM105 235H108L107 239H106V237H103ZM174 235H175V237H174ZM206 236H208V235H206ZM211 236H210V238H211ZM226 236H227V234H226ZM45 237H48V239H46ZM88 237H90V238H88ZM138 237H139V235H138ZM69 238H71V239L76 238L77 241L75 239L73 241ZM140 238L143 239L141 237V235H140ZM192 238H194V239H192ZM144 239H143V241L142 240L141 241L144 242ZM69 240H71V241H69ZM182 240H184V239H182ZM205 240H207V238ZM45 241H49V244L47 242L45 243L47 245L46 247L49 248V250L45 246H43V245H45V244H43V242H45ZM61 241H63V239ZM85 241L86 240H84V243H85ZM100 241H99V243H102ZM212 241H215V242H212ZM138 242H140V241H137V243ZM142 242H140V243H142ZM148 242H150V240L147 241V243L145 240V243L147 245H150V244H148ZM179 242H180V240H179ZM119 243H120V241H119ZM87 244H89V242H86V244H85L86 247L85 246L83 247L84 250L82 249L81 251H77V252L75 251L76 255L73 254L74 257L72 256V254H70L72 259L76 258L74 260L76 262H74L72 264H78L79 261H81L83 259H86V261L89 260L90 262L95 259V255H94L95 249L101 248V245L98 244L99 245L98 248L95 247L94 249H92V246H89L90 244L87 246ZM40 245H42V247H40ZM55 245H57V246H55ZM91 245H92V243H91ZM54 246L56 247L55 249H54ZM67 246H69V245H67ZM177 246H178V244H177ZM103 247L101 250L104 253H106L105 250H108L107 249L108 247H106V249L104 248L105 250L103 249ZM41 248H46L47 251L44 249V252H46V253H43V249H41ZM65 248H63L62 250H64L66 252V255H68L67 251H66V249L68 247L66 249ZM139 248L142 249V250H139V251H141V253H138V251H137ZM173 248H175V247H172L171 249H173ZM75 249L78 250V247H74V250ZM62 250H61V252H62ZM68 250H69V248H68ZM139 254L141 255V257L139 256ZM209 254L212 256V258L209 257ZM129 255H130V253H129ZM64 258H65V255H64ZM70 259L67 258V261ZM72 259H71V261H72ZM200 259H202V258H200ZM64 261H65V259H64ZM71 261L70 262L68 261V263H71ZM90 262L87 261L88 264ZM80 263H82V262H80ZM62 264H64V263H62ZM136 264H138V263H136Z\"/></svg>", "mask_w": 264, "mask_h": 264}, {"label": "rangeland", "instance_id": "2", "mask_svg": "<svg viewBox=\"0 0 264 264\" xmlns=\"http://www.w3.org/2000/svg\"><path fill=\"white\" fill-rule=\"evenodd\" d=\"M21 1V12H23V13H30V12H32V10H33V8L35 7V2L33 1V0H20ZM42 1V0H41ZM46 0H43V2L42 3H47V4H49V3H51V2H49V1H46ZM50 1H53V0H50ZM138 1L140 2V3H142L143 2V4L145 3V5H147V6H149L148 5V3L150 4L151 3V0H118V1H116V2H112V3H110L109 4V6H108V4L107 3H104L105 1L103 0H87V5L88 6H92L91 7V9L93 10V13H95V14H97V15H99L101 18H102V20H100V23H99V25H98V27H97V29H96V27H95V32L94 31H92L91 33L92 34H90V35H92V36H95V40H94V38L92 39L91 37H90V35L88 34V37H87V35H79L80 37H83L82 39L80 38V37H78V34H77V32H78V29L76 28V27H80V22L82 23L83 22V20L86 18V17H84L83 16V11H82V13L81 12H79L78 11V13H75V2H71V3H68V4H65V9L66 10H68L64 15H62L60 18H59V23L58 24H60V23H64V24H66V23H68V22H71V16H73V15H75V18L73 17L72 18V21H75V23L77 24H75L74 22H73V24H71V26H69L68 27V29H63V31H62V33L61 32H59V33H61V34H59V35H62V36H60V38L61 37H64V40H63V38H61V41H62V44H64V45H62V47L65 49V50H67L68 49V47H70V45H72V43L73 42H75V41H79L78 42V50H79V54L77 53V51H76V53H75V55H72L74 58H72V56H68L67 58H65V60H63V62L61 61V64L59 63V61L60 60H51V62H48L44 67H39V66H37L38 64H36V63H29V64H22L23 65V67H21L22 65H18V64H16L17 66H20L19 68H21V70H20V72H21V77L23 76V74H24V76L25 75H27L28 73H31V72H33V73H35L34 71H32V70H36V75L38 76V80L41 82V83H39L38 81V84H37V82L35 81V83L33 84V86L31 85L30 87H27V85L25 84V85H23V83L21 84V85H23V87L24 88H22V86L21 85H19L18 87H19V89L21 88V90H22V92H23V94H20L19 95V93H22L21 92V90H16V88L15 87H12V86H8V87H2V88H0V96H1V98H2V96H5L4 97V99L6 100V102H2V104L4 103V105H5V108H3L4 107V105L2 106V105H0V106H2L0 109H4V112L2 113L3 115H4V113H6L7 115H8V112H6L5 110H8L10 107H13L14 106V104H15V101L12 99V98H10L11 100H8L9 99V97L11 96V93H14L15 92V95H18V96H24V95H36L38 92H43V93H45V94H47V92L49 93L50 91H48L47 89H49L47 86H46V79L47 78H49L48 77V75H50L51 73V76L54 74V72L56 71L55 70V66H57L56 68L57 69H59V70H64V71H62V72H64L63 73V75H64V78L65 79H67V80H69V81H72V74L74 75L76 72H78V65H79V63H81L83 60H81L82 59V57H81V55H80V53H82V48L80 49V47H83L84 46V48H83V51H85V48H86V45L85 44H87V45H90V48H95V47H99V48H101V49H103V50H106L105 52H108L109 54H107V56L110 58H106L105 60H104V62H106L107 60V62L106 63H108L110 66L113 64V66H115L114 65V63L116 64L117 63V61L116 60H119V58H121V56L122 57H124V58H128L130 61V63L129 62H127V67H126V71L125 72H127L126 73V75H127V77L125 76V78L127 79L129 76H131L132 74H134V72L136 73V71H135V68H136V66L138 65V63L139 64H143L142 62H143V60H141V58L142 59H144L146 56H148L149 54H151L152 52H154V50H156L157 48H160L161 46L160 45H165V44H167V43H169V42H171V41H173V45L174 46H172L173 48H174V50H170L171 51V56H174V57H172V58H175L176 56L174 55V53H173V51L175 52V54L176 55H179V50L178 49H181V47L179 48H177L176 47V45L178 44V43H175V42H177V40H181L184 36L186 37L187 35H183V36H180L181 35V33L182 32H186L187 33V26H188V29H189V27L190 28H192V29H194L193 30V32H195V34L193 33L192 34V32H190V30H188V33L187 34H189V39L190 38H196V39H193L194 41H192V42H190L189 44H188V46H191V44H192V46L191 47H189L188 49L186 48V46L184 47V48H186V50H189V49H193L194 47V50L192 51V53H195V55L198 57V54L196 53L197 52V47H198V45H199V51H201V50H203V48H204V44L202 43V45L200 44L201 42H202V40L201 39H203V42H205L206 43V45L208 44V45H210L211 44V42H212V44H213V46H215L216 44L214 43L215 41L214 40H212V39H214V37H216V36H218V34H216V36L214 35L215 34V30L213 29L212 31H211V33L209 32L211 29H212V27H211V23L213 22V20H216L217 21V19H216V17L217 18H219L221 21H223L224 23H225V21L228 23V25L229 26H231V27H229V26H227L226 25V23L224 24L225 26H223V22H221L219 19V21L222 23H220V25L219 24H217L216 22H213L214 24L212 25L213 26V28H215L216 30H217V28H221L220 26H223L222 28L223 29H218L217 30V32L219 31L220 33L219 34H221L222 35V33L221 32H223V31H225L224 32V34L225 35H227V33H228V35H230V36H232L233 35V37L234 38H236L237 36V38L235 39L236 41H237V43L239 44V42L240 41H238V39H240L241 40V42H240V44L242 43V34H243V36L245 35V33H246V30H244V29H247V28H245L246 26H245V24H243V22L241 21V22H239V23H236V26H235V23H232L231 21H230V19H232V20H234V16H236V14L239 12V11H237V10H239V9H237V8H242V10H243V7H244V10H247L248 8L247 7H249V11H253V10H251L252 8H254V11H255V8L257 9V10H260V11H264L263 10V8H264V1L262 0H241V2L243 3H241V5H240V1L239 0H236V2H237V4H239V5H236V2H233V1H235V0H217V1H215V0H203V2H201V0H199V1H195V0H166V3H168V1H172L173 2V7H176V8H180L181 10H178V9H176V8H174L173 9V7H172V9L171 8H168V7H164L163 9H161L160 10V12L156 15H154L153 16V19L152 18H149V16H148V14L145 12V15H147V16H145L144 15V17H143V15H141L140 17H141V20L139 21V18L138 17H136L135 18V20H133V24H131V26H130V24L128 25L129 26V28L127 27V25L125 26V25H123V17H124V12L126 11L125 9H127V7H131L132 8V6H130V5H128L129 3L131 4H133V6L134 7H136V4L138 3ZM204 1H207V2H209V1H212V2H210V4L208 3H205ZM247 1V2H246ZM261 1V2H260ZM147 2V3H146ZM250 2V3H249ZM90 3V4H89ZM102 3H104V4H102ZM194 3L197 5V6H199L198 5V3L200 4V8L198 7V9H199V11L197 10V8L194 6ZM204 3L205 4V6L203 5L202 6V4ZM214 3V4H213ZM235 5H234V4ZM248 3L249 4V6H245L246 4ZM47 4H45V5H47ZM93 4V5H92ZM212 4V7H210V5ZM229 5V8H228V10H227V6L226 5ZM230 4H232V7H230ZM247 4V5H248ZM251 4V5H250ZM256 4V7H253L254 5ZM261 5V8L262 9H260L258 6H260ZM127 5V6H126ZM144 5V6H145ZM176 5V6H175ZM209 5V6H208ZM217 6V8H216V6ZM233 5H234V7L235 8H233ZM104 6V7H103ZM147 6H145V9H148V8H146ZM192 6V7H191ZM194 6V7H193ZM237 6V7H236ZM240 6V7H239ZM250 6H252V8L250 9ZM108 9H106V8ZM133 7V8H134ZM208 7V8H207ZM213 7H215L214 9L216 10H214V11H212V13H211V10H213ZM220 7L222 8V10L220 9ZM224 7L226 8V10L224 9ZM107 10V11H104L105 9ZM123 8H125V9H123ZM190 8V9H189ZM204 8L206 9L205 10V12L203 13V10H204ZM211 8V9H210ZM167 9V10H166ZM170 9V10H169ZM186 9L188 10L189 9V13H190V11H193L194 12V10H195V13H197V14H195V15H197V16H202V17H200L201 19H203L204 17H206V15L208 16L210 13L212 14V16L215 14V16H213V18H215V19H212V17H211V15H209L208 16V18L209 17H211V18H209L210 20H208V18H206V20H208V21H211L210 23H209V25L208 24H204L203 22L205 21V20H203V21H201V24L199 23H197V25H199V27H197V25L195 26V22L194 21H192V19H191V16H187L189 13H188V11H186ZM202 10V12H201V10ZM229 9H230V12H231V10H232V13H230L229 12ZM122 10H124V12L122 11ZM163 10V11H162ZM176 10L178 11V12H176ZM184 10H185V12H187L188 14H185V12H184ZM220 10H221V13L224 15H222V17L220 18V16H221V14H220V16H218V15H216V13L217 14H219L220 13ZM234 10L237 12H234ZM243 10V11H244ZM98 11H100V12H98ZM102 11V12H101ZM147 11V10H146ZM171 11V12H170ZM218 11H219V13H218ZM224 11V12H223ZM226 11H228L229 12V15H228V12H226ZM72 12V13H71ZM105 14H104V13ZM108 12H109V14H108ZM148 12V11H147ZM216 12V13H215ZM226 12V13H225ZM74 13V14H73ZM84 13H85V10H84ZM100 13H101V15H100ZM175 13V14H174ZM199 13H201L200 15H199ZM173 14V15H172ZM178 14H179V16H178ZM180 14H182L184 17H185V19H184V17L182 16V15H180ZM205 14V15H204ZM235 14V15H234ZM239 14H240V12H239ZM262 14H264V13H262ZM17 14H15V16H16ZM19 16H20V14H18ZM79 15V16H78ZM85 16H86V13L84 14ZM192 15H193V13H192ZM203 15H204V17H203ZM227 15V16H226ZM234 15V16H233ZM81 16V19L80 18H78V19H76L77 17H80ZM109 16V17H108ZM120 16H121V19H120ZM160 16V17H159ZM176 16H178V17H176ZM41 17L43 18V20H45V22L43 23V22H41L40 20H39V16H38V18H36L35 20H31V21H29V22H27V23H25V25H21L20 24V26H21V28H23L22 29V32H21V28L17 31V33H16V35H18V37L17 36H13L14 34H4L3 35V37L1 38V40H0V44H1V46L3 45H6V44H14L16 47H18V48H20V47H25V45L27 46L28 45V43H24V44H20V40H21V42L23 43V37L24 36H22L23 34L24 35H26V37L27 38H31L30 39V43H29V45L27 46V47H29V46H31V49L33 50V48H34V52L33 53H40V52H43V51H45V49H46V47H45V45L47 46V45H49V40L47 39V38H49L48 37V34L49 35H51V31H53V30H51L50 31V29H51V27H52V25L54 24H56L54 21L52 22V20H50V19H48L47 21H46V19L44 18V16H40V19H41ZM111 17V18H110ZM115 17V18H114ZM145 17L147 18V20L145 19ZM150 17H152V16H150ZM154 17H156L155 19V22L157 23H153V21H154ZM232 17V18H231ZM264 18V16L262 15L261 16V18ZM118 18V19H117ZM123 18V19H122ZM138 18V19H137ZM158 18V19H157ZM183 18V19H182ZM236 19H235V21H238V14H237V17H235ZM58 19V18H57ZM57 19H55V20H57ZM110 19H113V20H115L114 21V23H113V20H110ZM145 19V20H144ZM149 19V20H148ZM175 19H177L178 21H179V19H180V21L184 24V25H186V23H188V22H193L192 24L194 25V27H191L192 26V24H191V22H190V24L191 25H186V26H181V30H182V32L181 33H179V38H181V39H179V38H176V36L178 35H176L175 36V34L176 33H178V31H180V29H176V30H172L171 28H173V27H175L176 26V24L175 23H177L178 24V21H175ZM186 19L188 20V22H186ZM191 19V20H190ZM200 19V20H201ZM205 19V18H204ZM212 19V20H211ZM223 19V20H222ZM259 19V18H258ZM258 19L256 18V20L258 21ZM79 20H80V22H79ZM117 20H119L118 22H117ZM151 20V21H150ZM185 22H184V21ZM190 20V21H189ZM261 19H259V21H260ZM61 21V22H60ZM68 21V22H67ZM145 22V24H143L144 22ZM147 21H149V24L151 23V25L153 26V28L149 31V33H151V34H149V33H147L148 35V40H142V38L143 37H140L141 38V40L140 41H136V42H139L140 44L139 45H137V43L136 42H134L135 44H133V43H130L131 45H129V44H124V45H121V46H116V45H108V42H107V40H108V38L110 37V36H119L120 34H123V35H125V34H131V32L134 30L135 32H139L141 35H144V32H145V30H143V26H144V28H145V26L146 25H148V22ZM158 21H160V22H158ZM174 21H175V23H174ZM180 21H179V23H180ZM208 21L206 22L205 21V23H208ZM229 21V22H228ZM244 21V20H243ZM254 22V23H258V22ZM78 22V23H77ZM99 22V21H98ZM136 22V23H135ZM140 22V23H139ZM167 22V23H166ZM234 22V21H233ZM247 21H245L244 23H246ZM261 22H263V20H261ZM53 23V24H52ZM120 23V24H119ZM162 23H164V24H162ZM166 23V24H165ZM171 23H173V24H171ZM230 23H232V24H230ZM241 23V24H240ZM260 23V22H259ZM22 24H24V23H22ZM52 24V25H51ZM58 24H56V25H58ZM62 24H60V26L62 25ZM98 24V23H97ZM117 24H119V26L117 25ZM139 24H141V25H139ZM160 24V25H159ZM169 24V25H168ZM174 24H175V26H174ZM182 24V25H183ZM211 24V25H210ZM238 24V25H237ZM247 24V26H248V24L249 23H246ZM54 25H53V27H54ZM55 25V26H56ZM76 25V27H74ZM123 26V28H125V27H127V29H123L122 28V26ZM136 25V27H137V30H136V27H134ZM138 25H139V27H138ZM143 25V26H142ZM156 25V26H155ZM164 26V28L166 29H164L163 28V26ZM166 25H168V26H166ZM181 25V24H180ZM217 25H219V27L216 26ZM260 25H261V23H260ZM19 26V27H20ZM51 26V27H50ZM73 26V27H72ZM114 26V27H113ZM125 26V27H124ZM209 26H210V29H209ZM215 26V27H214ZM255 29H253V31H256V29L258 28V26L259 25H257V24H255ZM47 27V28H46ZM53 27H52V29H53ZM71 27V28H70ZM154 27L158 30H160L161 31V33L159 32V31H157V33H160L159 35H160V38H158L157 36H159L157 33L156 34H154L155 33V29H154ZM168 29H167V28ZM177 27H179V25L177 26ZM177 27H175V28H177ZM186 28V30H183L182 28ZM196 27V28H195ZM225 27V28H224ZM226 27H229V29L227 28L226 29ZM0 28L1 29H6V26L3 24V25H1L0 26ZM25 28H27V30L29 31V33H28V31H24V30H26ZM55 28V27H54ZM76 28V29H75ZM117 28H118V31H116L117 30ZM122 28V29H121ZM142 28V29H141ZM40 29L42 30V32L44 31L43 29H45V34L44 33H42V32H38V31H40ZM47 29V30H46ZM72 29H73V31H72ZM75 29V30H74ZM131 29H133V30H131ZM140 29V30H139ZM172 31H171V30ZM174 29V28H173ZM123 31L122 33H121V31ZM127 30V31H126ZM24 31V32H23ZM48 33H47V32ZM115 33H114V32ZM124 31H125V33H124ZM133 31V32H134ZM152 31H153V35H154V37H153V39H155V40H153V39H151L152 38ZM163 31V32H162ZM173 31H176V33H174ZM192 31V30H191ZM245 31V32H244ZM75 32V33H74ZM117 32H119L120 34H117ZM127 32V33H126ZM212 32H214V33H212ZM216 32V33H217ZM19 33V34H18ZM21 33V34H20ZM28 33V34H27ZM40 33H42V35L40 34ZM72 33H73V35H72ZM111 33V34H110ZM173 33H174V35H173ZM253 32H251V35L253 36L254 35V33L252 34ZM135 34V33H134ZM207 34H209V35H211V36H209V35H207ZM213 34V35H212ZM28 35H29V37H28ZM36 35H38L37 37H38V40L35 42L34 40H36L37 39V37H36ZM73 37H72V36ZM109 35V36H108ZM139 35V34H138ZM149 35H151V37L149 36ZM171 35H173V36H171ZM190 35H192V37H190ZM221 35H219V36H221ZM234 35H236V37L234 36ZM41 36V37H40ZM108 36V38H106ZM140 36V35H139ZM171 36V37H170ZM213 37L212 39L211 38H207V39H205V38H203V37ZM240 36V37H239ZM252 36H249V38L250 39H248V41L249 42H251L250 44H249V42H248V44L247 45H250V46H245L244 45V43L242 44L243 45V47L242 46H240V44H239V46L241 47V48H243V49H250V47L252 46V43L253 42H255V38L253 37V38H251ZM15 37L16 38H18L17 40H19V41H16L15 40ZM21 37V38H20ZM35 37V38H34ZM39 37L41 38V39H39ZM45 37H46V39H45ZM77 39H76V38ZM85 37V38H84ZM172 37H173V40H171L172 39ZM178 37V36H177ZM242 37V38H241ZM70 38H72V39H74V40H72L71 39V41H67L68 39L70 40ZM90 38V39H89ZM168 38H170L169 40H168ZM85 39H86V41H85ZM87 39H89V42H90V40H91V43H87ZM96 39H97V42H95L96 41ZM156 39H157V41H156ZM164 39V40H166V43H164L163 44V42L164 41H162V40ZM209 39H211V41L209 40ZM48 41V42H45V41ZM84 42H83V41ZM156 41L157 43L160 41L161 42V44L160 43H158V44H155V43H153V41ZM207 40H209V41H207ZM251 40V41H250ZM31 41H33V43H31ZM73 41V42H72ZM146 41H147V43H146ZM149 41H150V44H149ZM169 41V42H168ZM235 41V42H236ZM257 41V40H256ZM18 42V43H17ZM40 42V44H41V46L40 47H42V46H44L45 47V49H44V47H42V49L41 48H39V45L40 44H38ZM67 42V43H66ZM69 42V43H68ZM81 42V43H80ZM104 42V43H103ZM142 42L144 43L143 44V46H142ZM200 42V43H199ZM208 42V43H207ZM199 43V44H198ZM236 43V44H237ZM257 43H258V41H257ZM256 42L255 43H253V47L255 46V44L256 45H258ZM37 44V45H36ZM68 44H69V46H68ZM74 44V43H73ZM81 44H83V45H81ZM91 44H94V46L93 45H91ZM154 44V45H153ZM160 44V45H159ZM176 44V45H175ZM211 44V45H212ZM225 44V43H224ZM223 44V45H224ZM227 44V43H226ZM225 44V46H221L220 48L219 47H216V51H215V53L216 52H223L222 54L225 56V52H227L228 50H229V48H227V46H228V44L226 45ZM18 45V46H17ZM37 47H36V46ZM65 45H66V48H65ZM98 45V46H97ZM100 45H101V47H100ZM145 45V46H144ZM149 45H151V46H149ZM157 45H159L158 47H157ZM194 45V46H193ZM204 45V46H203ZM20 46V47H19ZM68 46V47H67ZM114 46L116 47V48H114ZM126 46V47H125ZM155 47L154 48V50H153V47ZM162 46V47H163ZM187 46V47H188ZM201 46H203V47H201ZM213 46H210V48L207 50V51H209V50H211V48L213 47ZM33 47V48H32ZM89 47V46H88ZM112 47V48H111ZM122 47H123V49H122ZM152 47V48H151ZM175 47H176V50H175ZM247 47H249V48H247ZM251 48V50H253V52L255 53V51H254V48ZM35 48H36V50H35ZM37 48H38V50L39 49H41V50H37ZM110 48V49H109ZM120 48V49H119ZM149 48V49H148ZM172 48V49H173ZM205 48H206V46H205ZM208 48V47H207ZM206 48V49H207ZM217 48L218 49H220L219 51L217 50ZM225 48H226V50H225ZM29 49H30V47H29ZM114 49V50H113ZM119 49V50H118ZM147 50V52H149V53H147V54H144L145 52H146V50ZM151 49H152V51H151ZM197 49V50H196ZM206 49H204V50H206ZM228 49V50H227ZM242 49V50H243ZM259 49V48H258ZM191 50L189 51L190 53H191ZM246 50V51H247ZM36 51V52H35ZM81 51V52H80ZM122 51V52H121ZM170 51H168V53H170ZM183 51V52H182ZM196 51V52H195ZM198 51V52H199ZM245 51V52H246ZM248 51H250V50H248ZM256 51H258V53H259V57L257 58L256 57V59H258V61L255 63V65H253L254 64V61L252 62V66L250 65V64H245L246 66H244V68H245V70H248L249 72L250 71H254V70H256L257 69V66H259L260 67V65H258V62H259V64L260 63H263V65L262 66H264V46L263 47H261V49L260 50H256ZM112 52H114L113 54H112ZM120 52V53H119ZM166 52V53H165ZM164 53H163V55H159L160 56V60L159 61H161L162 59L166 62V63H168V65L166 64L165 65V63L164 62H162V63H159V61L158 62H156V60H158L157 58L155 59V62H154V60H153V62L148 66V68H147V70H149V68H150V70L149 71H147L148 72V75H150V77L152 78L153 77V74H154V77L153 78H155L156 76H157V72L159 71L160 72V70H161V68H162V71H163V69L164 70H168V69H166V66H169V65H171V62L168 60L169 59V56H170V54H169V56H167L168 55V53H167V51H165ZM111 53V54H110ZM115 53H117L116 54V56H115ZM137 53H139L138 55H139V58H138V56H136L137 57V60H136V58H135V56H134V60H133V55H137ZM141 53V54H140ZM173 53V54H172ZM178 53V54H177ZM184 53H186V51H184L183 50V47H182V50L180 51V56L182 55V54H184ZM187 53H188V51H187ZM184 54L183 56H188V54ZM191 53V54H192ZM200 53V52H199ZM248 53V52H247ZM246 53V54H247ZM250 53L251 54H253L252 53V51H250ZM250 53H249V55L247 54L246 56H249V58L250 59H252L253 57H252V55L250 56ZM257 53V52H256ZM80 55V56H78V55ZM119 54V55H118ZM122 54V55H121ZM124 54V55H123ZM144 54V55H143ZM166 56H165V55ZM221 54V56H223ZM78 57H77V56ZM127 55H129V56H127ZM146 55V56H145ZM215 55H217L218 57H220L219 55V53L218 54H215ZM76 56V57H75ZM112 56V57H111ZM140 56H141V58H140ZM145 56V57H144ZM164 56V57H163ZM171 56H170V58H171ZM180 56H178V60L180 61L181 59L180 58H182V56L180 57ZM196 56H195V59H194V64L195 63H197L196 61H198L197 59H196ZM223 56V57H224ZM253 56H254V60H255V56H256V54L254 55L253 54ZM116 57V58H115ZM162 57V58H161ZM68 58H69V60H68ZM98 58V57H97ZM97 58H95V59H93L91 62H88L87 64L89 65V67H91V68H93V69H96V66L97 65H94V64H96L95 62H97V63H99V61H96V59ZM114 58H115V60H114ZM171 58V59H172ZM221 58V57H220ZM248 58V57H247ZM76 59V60H75ZM78 59V60H77ZM80 59V60H79ZM141 60V61H139V60ZM198 59H199V57H198ZM222 59V58H221ZM74 60V61H73ZM95 60V61H94ZM162 60V61H163ZM168 60V61H167ZM173 60H177L176 58L175 59H173ZM196 60V61H195ZM112 61V62H111ZM114 61V62H113ZM133 61V62H132ZM135 61V62H134ZM172 61V60H171ZM229 61V60H228ZM227 61V64H228V66L225 64V65H222V63L224 62H226V61H222V63H221V67H224L225 69H224V71H221L220 69H223V68H221V67H219V69H217L218 71H221V72H225L226 71V68H228V67H231V65L233 66L232 68H234V66L235 65H233V61H229L228 62ZM66 62V63H65ZM76 64H75V63ZM120 62V61H119ZM177 62V61H176ZM175 61H173L172 63H173V66H174V63H176ZM199 62V61H198ZM57 63V64H56ZM157 63V68H160L159 70L157 69H155L156 68V66H155V64ZM215 63H218V61H216ZM230 63H232L231 65H229ZM32 64V65H31ZM52 64V65H51ZM54 64H55V66H54ZM165 65V67H164V65ZM178 63H176L175 65H177ZM199 64V63H198ZM198 64H196L197 66H196V68H195V66L193 67L192 66V68H190L189 70H192L193 68V70L192 71H188L187 70V72H185V74H184V77L183 78H181V80L179 81V82H177V84H175L174 86L175 87H177V88H175L174 89V91H175V93L173 92V95H176L177 93H179L181 96H182V94H183V96H184V94L185 95H189L190 96V94L191 93H193V92H189V90L187 91L186 90V88L188 89V87H187V81H186V79L187 80H189V79H193V77H195L194 79H198V80H200V81H202V79H207L208 78V80L210 79V77H212V74H213V72H212V74L209 72V73H204V72H199L200 70L198 69ZM257 64V65H256ZM36 65V66H35ZM61 65V66H60ZM75 65V66H74ZM216 65H220V62L218 63V64H216ZM52 66V67H51ZM64 66V67H63ZM77 66V67H76ZM95 66V67H94ZM142 66L143 65H140L139 67H137L136 68V70L138 69V68H142ZM172 66V65H171ZM135 67V68H134ZM155 67V68H154ZM164 67V68H163ZM256 67V68H255ZM258 67V68H259ZM24 68V69H23ZM43 68V69H42ZM134 68V69H133ZM170 68V67H169ZM217 68V67H216ZM231 68V69H232ZM243 68V69H244ZM26 69H28V71L26 70ZM32 69V70H31ZM171 69H172V67H171ZM171 69H169V70H171ZM197 69V70H196ZM230 68H228L227 69V71H231V70H229ZM243 69H242V73H244V71H243ZM26 70V71H25ZM54 70V71H53ZM72 70H74V71H76V72H74V71H72ZM132 70H134V72H132ZM155 70V71H154ZM199 70V71H198ZM233 70V69H232ZM10 71L12 72H9V71H1V73H0V78L1 79H3V80H6V79H9L11 76H10V74L11 75H15V74H17V72L15 71V70H11L10 69ZM31 71V72H30ZM51 71V72H50ZM151 71H153L154 73H152ZM209 71V70H208ZM14 72H16V73H14ZM26 72H27V74H26ZM247 72V71H246ZM246 72H245V76H244V79L245 78H247V76H249V75H247V74H249V72H247V74H246ZM255 72V71H254ZM253 72V73H254ZM10 73V74H9ZM71 73V76L69 75ZM152 73V74H151ZM251 73V72H250ZM252 73V74H253ZM129 74V75H128ZM155 74H156V76H155ZM9 77H8V76ZM66 75V76H65ZM68 75H69V77H68ZM243 75L244 74H242V76H241V74H238V75H236L237 77L236 78H233L234 80H232V81H234L233 83L235 84H243ZM251 75V74H250ZM44 76H46V77H44ZM215 76V78H216V75H214ZM6 77V78H5ZM8 77V78H7ZM41 77V78H40ZM24 80H25V78L24 77H22ZM41 80H40V79ZM105 78V77H104ZM104 78H100V80L98 79V80H95L94 82H93V84L92 85H94V83H96V85H97V87H98V85L101 87V90H102V87L104 88V90H105V87L108 85L107 84V81L109 82V80H105ZM189 78V79H188ZM214 78V77H213ZM214 78V79H215ZM0 79V80H1ZM22 79V80H23ZM106 79H108L107 77H106ZM23 80V81H24ZM123 80V79H122ZM211 80V79H210ZM241 80V81H240ZM43 81V82H42ZM120 81V85H123L124 84V82L123 81H121V80H119ZM238 81H240L239 83H237ZM245 81V80H244ZM74 82V81H73ZM73 82H67V84L68 85H66L65 87L66 88H68L69 86H71V87H69L71 90H72V86H73V84H75V82L73 83ZM103 82H105V83H103ZM246 82V81H245ZM43 83V85H41ZM45 83V84H44ZM71 83V84H70ZM103 84H104V86H103ZM239 84V85H240ZM34 85L36 86L35 87V89H34ZM81 85H83V83L81 84ZM102 85V86H101ZM1 87V86H0ZM17 87V88H18ZM64 87V90L66 89ZM74 87V86H73ZM96 87V86H95ZM99 87V88H100ZM217 86H210L209 88H207L205 91L206 92H204V95H206L207 96V98H205L204 100H206L207 101V99L208 98H210V96H213V94H214V96H216L217 94H219V92L220 91H222L223 90V88L222 87H220V86H218L217 88H216ZM11 88H14V90L13 89H11ZM30 88V89H29ZM34 89L35 91H37V92H35L34 90L31 92V90L32 89ZM39 88L41 89V90H39ZM47 88V89H46ZM99 88H97V89H99ZM174 88V87H173ZM222 88V89H221ZM257 88V87H256ZM70 89H66L67 90V92L64 94V92L65 91H63L62 93L64 94V96L65 97H63L61 100H60V103H59V105H58V111H59V113H64L65 114V112L66 113H72L73 111H75V109H78V108H83V109H87V110H89V112L91 111L92 113L94 112V108L93 109H91V106H90V103H88V102H90V101H86L85 99H82L80 96L79 97H77L76 98V96L75 97H73V96H70ZM147 89V90H146ZM262 89H264V86H261V87H259L258 88V90L257 89H254V93H253V95H251V97L255 100V102H256V97H255V94L256 93H258V91H260L259 92V94L262 92V91H264V90H262ZM16 90V91H15ZM51 90V89H50ZM99 90V92L101 93L100 95L101 96H99L100 97V99H98L99 101L101 100L102 101V103H101V101L100 102H97V103H99L100 104V106L102 107V109H105V108H107L108 107V104L110 103V105L113 103V104H116L117 103V105H118V103H122L123 101L125 102V99H127V98H129L128 96H126V95H124L123 94V92L121 91L120 93H114V94H109V93H107V92H105L104 93V90ZM139 90H140V92L138 93L139 94V98L140 97H142V96H144L145 97V95H148L147 93H150V89L148 90V88H146V87H143V88H139ZM255 90L257 91L256 93H255ZM262 90V91H261ZM17 91H19V92H17ZM28 91V92H27ZM52 91V90H51ZM31 92V93H30ZM35 92V93H34ZM69 92V93H68ZM189 92V93H188ZM18 93V94H17ZM29 93V94H28ZM217 93V94H216ZM179 94H177V96L179 97L180 95ZM216 94V95H215ZM14 95V94H13ZM13 95H12V97H13ZM99 95V94H98ZM98 95H97V97H98ZM102 95H104L103 97H102ZM192 95V94H191ZM220 95V94H219ZM218 95V96H219ZM222 95V94H221ZM224 95V94H223ZM226 95V94H225ZM235 94H233V96H232V94L230 95V97H229V99H230V102L231 101H233V103L231 102L229 105L228 104H226V103H228V102H226L225 104H223V105H218L217 103H216V101H214V103L212 104V102H213V100H212V98H211V100L212 101H209V99H208V101H207V103H204L203 102V104L205 105H210V110H211V107H212V109L213 110H215V109H218V108H223V110H227L228 108L230 109V105L231 104H235V103H237V102H239L238 100H240L241 98H239L238 99V95H236V96H234ZM180 96V97H181ZM205 96V97H206ZM256 96H257V94H256ZM259 96V95H258ZM6 97H8V98H6ZM227 97H228V95H227ZM227 97H226V101H227ZM240 97V96H239ZM67 98V99H66ZM68 98H70V99H68ZM168 98H171L170 96H168ZM252 98H250V100H252ZM3 99V100H4ZM16 99V98H15ZM141 99V98H140ZM165 99V98H164ZM229 99H228V101H229ZM8 100V101H7ZM67 100H71V103L70 104H72V105H70L69 104V102L67 101ZM97 100V101H98ZM172 100H174L173 98H172ZM172 100H171V103H172ZM177 100L179 101V99L177 98ZM246 100V99H245ZM249 100V98H247V101H249V102H254V100H252V101H250ZM11 101H13L14 102V104H13V102H11ZM17 101V100H16ZM166 101H167V98H166ZM168 101H169V99H168ZM167 101V102H168ZM175 101H176V99H175ZM175 101H173V102H175ZM188 101V100H187ZM187 101L185 102V105L187 104ZM234 101H236L235 103H234ZM8 102V103H7ZM68 102V103H67ZM183 102V101H182ZM168 103H170V102H168ZM180 103H181V101H180ZM193 102H191L190 101V103H188L187 105H189L190 104V106H191V104H192ZM10 105V106H8V107H6V105ZM104 104H105V106H107V107H105L104 108ZM182 104V103H181ZM202 104V105H203ZM13 105V106H12ZM109 105V106H110ZM120 105H122V106H124V103H122V104H120ZM193 105V104H192ZM194 105L196 106V104L194 103ZM194 105H193V107H194ZM202 105H201V107H202ZM205 105V106H206ZM220 106V107H219ZM228 106V107H227ZM232 106V105H231ZM76 107H78V108H76ZM99 107V106H98ZM187 107H189V106H187ZM192 107V108H193ZM207 107V106H206ZM45 108V107H44ZM81 108V109H82ZM91 110H90V109ZM191 107L189 108V109H192ZM203 108V107H202ZM209 108L207 109L206 108V110H208V111H206L205 110V108H203L204 109V111L206 112L205 114H207L208 112H209ZM3 109L1 110V111H3ZM11 109V108H10ZM43 109V108H42ZM197 110V112H195L196 110ZM195 109H193V111L192 110H190V112L192 111V113H197V114H195L194 113V115H201V113H199L198 112V110L200 109V107L199 108H197V106H196V108ZM45 110V109H44ZM43 110V111H44ZM93 110V111H92ZM95 110H96V108H95ZM97 110H98V108H97ZM96 110V111H97ZM213 110H211V111H213ZM1 111H0V113H1ZM11 111V110H10ZM37 111V110H36ZM29 112V113H31L29 116H31V117H29L28 118V116H25V118H28L29 120H27V119H25V120H27L28 121V124H30V126H29V128L31 127V123L33 122H35L36 120H34V118H35V116H37V115H39V116H37L38 118L39 117H41V112H42V110H40L41 112H39V110L37 111V112ZM61 111V112H60ZM100 111H101V109L99 110V111H97L96 113H100ZM199 111H203V110H199ZM38 112L40 113V114H38ZM153 111H149L148 112V115L147 116H150V115H152L153 113H152ZM62 113V114H63ZM199 113V114H198ZM235 113H237V112H235ZM234 113V114H235ZM10 114V113H9ZM61 114V115H62ZM205 114L203 113L202 114V117H203V119H201L202 120V122H200V123H198L199 122V120H197L196 121V119H199V117H201V116H199L198 118H195V116H194V119H193V122H197V125H200L201 123L203 124V125H206V126H201L202 128L203 127H205L204 128V130L202 129V128H200V129H202V131H205V129H207V128H211V126H208L207 127V124L208 125H212V119L214 118V114H213V112H212V115H211V112H209L208 114H209V116L208 117H206L205 116ZM27 115H28V113H27ZM61 115H59V119L58 120H56V122H57V125L59 126L60 125V128H59V130H57V132H54V135H52V137H51V139H50V141H49V145L51 146V143H53L54 144V142L55 141H57L58 143H61L62 141H63V137H65V136H63L62 135V132L60 131V129L62 130V128H61V125H62V127H67L68 128V126L67 125H69V128L71 129V126L72 127H74V126H76V124H72V122H73V120L75 119V118H73V117H70V116H68L67 115V119H66V116H62L61 117ZM193 116V115H192ZM213 116V117H212ZM37 117L35 118V119H37ZM61 117V118H60ZM69 117V118H68ZM190 117H191V114H190ZM197 117V116H196ZM64 118V119H63ZM115 117H113V119H114ZM150 118V117H149ZM205 118V119H204ZM69 119V120H68ZM71 119H72V121H71ZM111 120V121H114V122H111V123H113V124H115L114 125V128L115 129H119V130H122L123 129V127H126V126H128L129 124H130V122L132 121V119L131 118H115V120ZM189 120L191 119V118H188ZM207 119L208 120H210L211 121V124H209V122L210 121H207ZM32 120V121H31ZM76 120V119H75ZM74 120V121H75ZM188 120V121H189ZM204 120H206V121H204ZM81 121V120H80ZM235 122V120H233V119H227V120H225L224 122H223V125H224V127L223 128H225V130L223 129V133L226 135V133L225 132H228L227 134H229V133H232V136L235 134V133H237V128H236V126L234 125V122ZM30 122V123H29ZM78 122V121H77ZM189 122H191V121H189ZM195 122V123H196ZM33 123H32V125H33ZM59 123V124H58ZM74 123H76V122H74ZM85 123H87L86 122V120H85ZM148 123V124H147ZM146 123V125L148 126V128L150 127L151 128V130H153V133H151L150 135H152V136H150V138H152V139H149L148 140V138L146 137V138H144V137H142V139H147V141H145V143H139V142H136V141H138V139L141 141V138H139V137H137L138 135H135L138 139L137 140H135V138H133V141H132V143H130L129 145H131V144H133L134 146H142V145H144V144H146L147 142H149V141H153V142H151V144H152V148L154 149V150H156L158 147H159V141L161 140V138L162 137H165V136H169V137H172L173 135H175V137H176V134L174 133H172V132H168V130H166V129H169L167 126H165V127H161V126H159V125H151L149 122H147ZM177 123V122H176ZM178 123H181V122H178ZM205 123H207V124H205ZM64 124H67V125H65V126H63ZM70 124H72L71 126H70ZM82 124V123H81ZM87 124H89V123H87ZM112 124V125H113ZM183 124V123H182ZM182 124H180V125H182ZM84 125V124H83ZM81 126V128L83 127L84 128V126ZM86 125V124H85ZM177 125V126H176ZM175 126H176V130H178V128L180 129V127H179V125L178 124H176ZM184 125V124H183ZM93 127H95V126H87V127H85L84 128V131L87 133V132H91V134H94V136L95 135H97L96 133V128H93ZM178 127V128H177ZM182 127H184V126H182ZM207 127V128H206ZM32 128H33V126L29 129L30 131V133H27V131H25V133H22L20 136H19V138L17 139V140H15V141H12V140H9V139H6V138H0L1 139V141H2V145L5 143V146H8L9 147V149H10V154L13 152V151H15V150H17V151H15V153L13 152V154H16V152H22V151H24L25 152V150L27 149L26 148V146L28 147V146H30L29 145V143H32V144H34V142H36V144H37V142H39L40 140H38L37 138H36V136L35 135H32V132H31V130H32ZM66 128V129H67ZM69 128H68V130H69ZM149 128V129H150ZM166 128V129H165ZM264 128V127H263ZM65 129V130H66ZM165 131H164V130ZM175 129V128H174ZM200 129H198V131L199 132H197L198 133V135H197V133L195 134V135H197L196 137L198 138V136H202L203 134H200L202 131H200ZM91 130V131H90ZM164 131V132H167L166 134L167 135H165V134H163V135H161L160 133H162L161 131ZM58 131H60V132H58ZM70 131V130H69ZM99 131V130H98ZM158 131H160V133L159 134H156V136H159V139H158V137L156 138V136H155V133H157ZM173 131H175V130H173ZM207 131H210V135H213L215 132H213L212 134H211V130H207ZM222 131V130H221ZM66 134H67V130L66 131H64ZM84 132V133H85ZM117 132V131H116ZM163 132V133H164ZM260 133L258 134L257 133V136L255 137V136H253V137H251L249 134H247L246 133V135H249L250 136V138L251 139H255L256 140V142L257 141H259V140H264L262 137H264V129H263V131L262 130H260L259 131ZM56 133H59V135H57ZM68 133H70V132H68ZM85 133V135H87ZM100 132H98V134H99ZM120 133H121V131H120ZM120 133H115V134H113V135H117L116 137H118L119 138V140H121V141H123V142H121V143H125V139L123 138V140H122V137H123V135L121 136V134ZM169 133H171L172 135H170ZM177 133H179L180 134V132H179V130L177 131ZM203 133H207L205 136H208L209 134H208V132H203ZM239 133H241L240 131H238V134ZM245 133V132H244ZM43 134H45V133H43ZM60 134L62 135L61 137H60ZM64 134V133H63ZM102 133H100V135H101ZM179 134H177V136L179 135ZM200 134V135H199ZM238 134H235L234 135V137L237 135L238 136ZM69 135V134H68ZM68 135H66L67 137H68ZM161 135V136H160ZM241 136H244V134L242 135V133L240 134ZM45 136V135H44ZM47 136V135H46ZM45 136V137H46ZM54 136V137H53ZM58 136H59V138L61 139L62 138V141L58 138ZM142 136V135H141ZM205 136L203 135L202 137H200V138H198V139H196V140H202V142H203V140L205 139ZM213 136H215L216 137V135H213ZM217 136H218V134H217ZM227 136V135H226ZM231 135L229 134V136L228 137H230ZM37 137H39V138H41V137H43V136H40V135H38ZM67 137H65V139L67 138ZM98 135H97V138H96V136L93 138L95 141H96V139L98 140ZM113 138L115 137V136H112ZM149 137V136H148ZM179 137V136H178ZM194 139H195V137L194 136H192ZM204 137V139H202ZM245 137V139H247L248 137L247 136H244ZM110 138H111V136H110ZM112 138V139H113ZM118 138L116 139V140H118ZM179 138H181V137H179ZM192 138V141H194L195 142V144L196 145H198V148H197V146H196V148H195V146H193V147H191V151L193 152V153H197V154H199L198 153V151L200 152V150H198V149H200V146H199V144H202V142H199V141H197V142H199V144H197L196 143V140H194ZM209 138V137H208ZM249 138V139H250ZM262 138V139H261ZM68 139V138H67ZM79 138H77V140H78ZM158 140V142L156 143V141L155 140ZM182 139L184 140V138L182 137ZM210 139H217V137L216 138H210ZM233 139V138H232ZM249 139H247V140H249ZM76 139L74 138V141H75ZM77 140L75 141V142H77ZM182 140V141H183ZM255 140H251V143H253ZM0 141V142H1ZM59 141H61V142H59ZM176 141L177 140H175V143H176ZM230 141H231V139H230ZM250 141V140H249ZM4 142V143H3ZM118 142V141H117ZM136 142V143H135ZM142 142H144L143 140H142ZM178 142L180 143L181 142V140H179L178 139ZM184 142L185 143H187L188 141L185 139L184 140ZM119 143V142H118ZM119 144L120 146L121 145H123V144ZM175 143L173 144L172 142L171 143H169V141H168V143L167 144H170V146L172 145V146H174L175 145ZM183 143V142H182ZM182 143H181V145H178L177 143H176V145H178V146H182ZM36 144H35V146H33V148H32V146H30V148L28 147V150L30 151H32V149H33V151L32 152H30V153H33L35 150H36ZM126 144V143H125ZM137 144V145H136ZM229 144V143H228ZM227 144V145H228ZM49 145H47V148L49 147ZM126 145H128V144H126ZM128 145V146H129ZM4 146V145H3ZM55 146V145H54ZM53 145L51 146V148L52 147H54ZM134 146H130L131 148L132 147H134ZM169 145H166L165 144V146H164V148L166 149L164 152H165V154H166V152H167V154H166V156H167V159L168 158H170L171 156H172V153H173V155H174V153H175V151H179V149H180V147H176V149L174 148V150H173V148H172V146L170 147ZM229 147L228 148H230L231 147V145H228ZM24 147H25V149H24ZM35 147V148H34ZM171 148L170 150H169V148ZM175 147V146H174ZM235 147V148H234ZM234 147H231L233 150L235 149V151H237L239 148L237 147V145H234ZM160 148V147H159ZM228 148H227V146L223 149L222 148V150H223V152L222 151H219L218 150V152H216V154H215V156H217V157H219L220 156V161L218 162V164H220V162L222 161V162H224L225 161V159H227L228 157L227 156H229V153H231V151H232V149H231V151H228V152H224V150H228ZM20 149H22V150H20ZM35 149V150H34ZM178 149V150H177ZM193 149V150H192ZM158 150V149H157ZM168 150V151H167ZM29 151H27L26 150V153L25 154H27V152H29ZM99 151H102L103 153L102 154H104V151L103 150H99ZM196 151V152H195ZM169 152V153H168ZM234 152V151H233ZM5 153V155H9L8 153H6V152H4ZM30 153H29V155H30ZM101 153V152H100ZM170 153H171V155H170ZM201 153V152H200ZM218 153V154H217ZM228 153V155L226 156L225 154H227ZM251 153H253V152H250L249 154H251ZM257 153V154H256ZM261 153V154H260ZM260 153H258V152H254V154H253V156H252V160H249V162H251V165L252 164H254V162H256L257 161V158H261L260 159V161L262 162V159H263V162H264V153H262V152H260ZM184 154V155H183ZM182 155L183 156H186L185 155V153H183ZM97 155H98V153H97ZM223 155H225L227 158H224L223 157ZM28 156V155H27ZM248 156H250L251 157V155H248ZM258 156V157H257ZM82 157H84V155H82ZM99 157H101V154H100V156ZM204 157H205V155H204ZM254 157L256 158L255 160H254V162H253V159H254ZM130 158V157H129ZM136 158H138L137 160L135 159V157L133 156V157H131L130 159H132V162H131V160H129V161H127L126 163H127V165H129L130 163V165L132 166V165H134L136 162L135 161H139V160H141V158H139V156L138 157H136ZM173 158V156L170 158V159H172ZM206 158H208V156L206 157ZM224 161H223V160ZM250 159V158H249ZM169 160V159H168ZM167 160V161H168ZM217 160H219V158L218 159H216L215 160V157L213 158V160L209 163V162H207V164H202L201 165V167H200V173H203V174H205V175H203L202 174V176L200 175V174H196L197 175V179L198 180H200L201 179V177H203V178H205V177H208V175H210L209 177H210V180H209V178H207V184H208V180H209V183L210 184H215V185H217V184H220L219 186H223L224 188H223V190L224 191H226V190H228V195H229V193H232L233 191L234 192H236V188H238L237 190H239V184L237 183V182H240V181H238V179H241V177H242V173H243V177L245 176L244 174H246V172H248L247 174L248 175H250V174H252L251 172H255V169L254 168H252V166H250V167H247V166H245V167H243V168H241L240 169V171H233V172H231V171H229L228 172V176H227V179H224L225 178V175L227 174H225L223 177L224 178H218L219 176H220V173H222V172H220L221 171V164L219 165L220 166V168L218 167L217 168V166H216V164H215V161L217 162ZM166 161V162H167ZM213 161H214V164H213ZM259 161V160H258ZM129 163V164H128ZM166 164V163H165ZM214 166H213V165ZM130 165L128 166V167H130ZM162 167L161 168H163V166H165L164 164H162L161 165ZM167 166V165H166ZM23 167V166H22ZM165 168V167H164ZM22 169V168H21ZM20 169V173H24V172H27L28 170L25 168V170H24V172H22V170ZM54 170V168H48V170H47V172L49 173L50 172V174L51 173H53L51 170ZM55 169H56V167H55ZM253 169V170H252ZM217 170H220V171H218L217 172ZM251 170V171H250ZM202 171V172H201ZM19 172V171H18ZM47 172H46V174H47ZM50 174H48V176L50 175ZM116 174V173H115ZM118 174V173H117ZM116 174V175H117ZM120 174V175H119ZM118 175L120 176V178L121 177H124L125 175L124 174H121V173H119ZM207 174V175H206ZM261 174V173H260ZM110 175V176H108V177H106V178H104V182L107 184V185H114L115 183H114V181H117L119 178V176L117 175ZM121 175H124V176H121ZM217 175H219V176H217ZM247 175V176H248ZM21 176H22V174H21ZM21 176H20V174L19 173H12V174H5L4 175V177H3V179H2V177H1V179H2V181L4 180V182L6 181V182H12V184L13 185H15V186H19V188H21L22 186H20L21 184H22V182H20L21 184L20 185H18L19 184V178H20V181H21ZM180 176H182V178L184 177V175H180V174H175V176H174V174H173V176L172 177H174L175 179L177 178L178 179V177L181 179V177ZM199 176V177H198ZM241 176V177H240ZM261 176L264 178V172L261 174ZM242 177V178H243ZM200 178V179H199ZM212 178V179H211ZM244 179V178H243ZM242 179V180H243ZM90 180H93V182H94V179L93 178H91V179H89V181ZM132 180H134V179H132ZM136 180V179H135ZM1 181V180H0ZM212 181V182H211ZM230 181L232 182V183H230ZM233 181H234V183H233ZM132 182H134V181H132ZM150 182H151V180H150ZM149 182V184L151 185V183ZM16 183V184H15ZM114 183V184H113ZM135 184L137 183H139V180L137 181L136 180V182H134ZM146 183H147V181H146ZM225 183V184H224ZM147 185L148 186V189H146V188H144V189H146L147 190V192L149 191V189H150V185ZM210 184H208V185H203V186H200V190H198V191H193V190H190V189H188V190H184V192H182V190H177V188H175V189H171L170 191H168V192H166L165 194H169V197H172L173 199H174V201H176V204L174 203V204H169V203H173V199H170V200H172V202H170V200H169V197H168V200H169V203H165L164 201V207L166 206V207H168L167 209H168V211L170 210V212H172L173 214L175 213H179V211H181V213H182V211H184L185 210V207L187 208V209H189L190 210V213L192 212L193 213V215L192 216H194V213L196 212L195 210H200V208L203 210L204 209V207L205 208H207L206 207V205H204V204H207V201L210 199V196H209V194H210V192H209V190L211 191V189H209V186H211ZM226 184H228V188H225V186H226ZM235 184H236V186H235ZM238 184V185H237ZM225 185V186H224ZM213 186L214 185H212L211 187L213 188ZM218 185H217V187H219ZM260 186H261V188H260ZM260 186H258V188H260V189H258V191H261L262 189H264V188H262L263 186H264V184H261ZM252 189V188H251ZM255 190V189H254ZM76 190H73V191H66V192H68V193H71V192H75ZM143 191H145V190H143ZM224 191H221L222 192V195H220V197H222V198H224V196H223V193H224ZM251 191H253V189L251 190ZM64 193V195H66L67 193ZM146 192V195L147 194H149V193H147ZM140 193V192H139ZM180 193H182V194H184V195H182V199H175V197H176V195L178 194H180ZM226 193H227V191H226ZM225 193V196L227 195ZM95 194V193H94ZM140 194H142V190H141V193ZM144 194V193H143ZM142 194V195H143ZM32 195V194H31ZM31 195H29L28 197H29V199L31 198V199H33L34 201H38V197H39V200H40V195L41 194H39V192H35V193H33V195L31 196ZM97 195V194H96ZM96 195H94L95 197H96ZM145 195V194H144ZM171 195V196H170ZM211 195V194H210ZM227 195V196H228ZM231 195V194H230ZM94 196H91V197H94ZM166 196V195H165ZM175 196V197H174ZM181 196V195H180ZM183 196H186V198L184 197V199H183ZM208 196H209V199H208ZM179 197V196H178ZM35 198V199H34ZM60 198V197H59ZM63 198V197H62ZM145 198V197H144ZM181 198V197H180ZM208 199V200H207ZM226 199V198H225ZM63 199H61V202H60V208L59 209H61V206L63 205L64 206V204H66L64 207H62V209H65L66 207H67V203H65L64 201H62ZM117 200V199H116ZM116 200H111V201H109V202H107L108 204H109V206L107 207V211H112V210H110V209H112V208H109V207H112V206H115L116 207V209H118L120 206H122V205H124L122 202H120V201H116ZM167 200V201H168ZM206 200V201H205ZM220 200V199H219ZM32 201V200H31ZM34 201H32V203L34 202ZM146 201V200H145ZM144 201V202H145ZM148 201H149V198L147 199V203H148ZM155 202L156 201H158V200H154ZM153 200H152V202L153 203H155ZM221 201V200H220ZM223 201V202H222ZM222 201L221 202H219L220 204H219V209H217V211H216V209H215V211H216V213L218 214V212L221 214V216H225L226 215V218L224 217V221H223V217L222 218H220L221 216L218 214V217H219V219H218V223L216 224H212L211 225V227L210 226H206L205 227V229L206 228H209L208 230H206V231H204V228H203V231H204V234L205 235H203V234H201V236L200 235H195V234H193V235H195L196 236V238H195V242L197 241V240H199V239H197V238H202L200 241L202 242V244H205V243H208L209 241V239H210V241H211V239H215V238H212L213 236H216L217 235V237H221L222 235V237H229V234L231 233V232H233V229H235V231H237V229L238 228H240V227H245V228H247V227H249V221H250V223H252V224H254V222H255V224L257 223L258 225H261V223L262 222H260V224H259V222L257 221H251V220H253V218L252 217H254V220H255V217L256 216H254L255 215V213H254V215L252 214L253 212H257V211H261V208L259 209V207L257 206V207H255V208H250L251 210L252 209H255V210H253L252 212L250 211V212H247V211H249L250 209H248L246 212H247V214H246V212L245 213H243L241 216L239 215V214H237V213H235L236 211H235V208H234V206L233 205H231L228 201H224L223 199H222ZM59 202V201H58ZM161 202H162V200H161ZM161 202H159L160 203V205H161ZM35 203V202H34ZM36 203H39V202H36ZM146 203V204H147ZM152 203V204H153ZM158 203V204H159ZM223 203V204H222ZM229 203V204H228ZM40 204V203H39ZM149 205H150V201H149V203H148ZM147 204V205H148ZM158 204H156L155 203V205H158ZM185 204H187V205H185ZM29 205V204H28ZM28 205H26L27 207H31V208H33L34 209V211H35V213H34V211H33V209H31L32 211H33V213L31 212V210H28V212L29 213H31V214H33L32 216L34 217L35 215L34 214H36V216H38L37 214H39V212H41L42 213V211H43V207H38L37 205L35 206V204H32V205H34V206H31V203H30V206H28ZM155 205H150L149 206V209H151V214H153L154 212H152V209H153V211L154 210H161L160 208L161 207H159V205H158V207H156ZM170 205V206H169ZM221 205V206H220ZM14 206H16V205H14ZM13 206V207H14ZM17 206H19V205H17ZM16 206V207H17ZM41 206V205H40ZM57 206V205H56ZM59 206H57V207H59ZM77 208H85L87 211H88V213H87V211H86V213H87V216L88 215H92L93 214V216L95 215V210L97 209H94V207H93V209H92V207H91V205H90V203H89V201L88 200H86V201H83V202H81V203H78L77 205H75ZM107 205H105V207H106ZM119 206V207H118ZM144 206V205H143ZM181 206H185L184 208H182ZM190 206V207H189ZM24 207H25V205H24ZM70 207V206H69ZM152 207H156L155 209L154 208H152ZM164 207H162V208H164ZM203 207V208H202ZM15 208V207H14ZM21 208V207H20ZM26 208V207H25ZM24 208V209H25ZM74 208V207H73ZM108 208H109V210H108ZM145 209L143 210V212H145V210L146 211H148V213H150L149 211V209H148V207H144ZM159 208V209H158ZM258 208V209H257ZM10 209H12V211H13V208H10ZM19 209V208H18ZM17 208H15V210H17V211H19V212H21V211H25V210H23V209H21V211H20V209L18 210ZM27 209V208H26ZM72 209V208H71ZM143 209V208H142ZM148 209V210H147ZM167 209H166V211H167ZM182 209V210H181ZM45 210V209H44ZM73 210H75V208L73 209ZM157 210H156V212H157ZM165 210V209H164ZM233 210L235 211V212H233ZM174 211V212H173ZM186 211V210H185ZM98 212V211H97ZM96 212V213H97ZM158 212H160V211H158ZM188 212V211H187ZM232 212H233V214H232ZM24 213V212H23ZM25 213L27 214V212L25 211ZM24 213V214H25ZM40 213V215H43V214H41ZM147 213V212H146ZM145 213V214H146ZM180 213V214H181ZM191 213V214H192ZM229 213H231L232 214V217H236V219L234 218V219H232V217L230 218L229 217V215H231V214H229ZM141 214H143V215H145L144 213H141ZM174 214V215H175ZM176 214V216H178V215H180V214H178L177 215ZM227 214H229V215H227ZM252 214V215H251ZM157 215H158V213H157ZM234 215V216H233ZM237 215V216H236ZM151 219H146V220H141V221H139V222H136L135 224L133 223V226H132V224L129 226L130 228H129V230H126V231H131V232H127V237H124L125 236V234H124V236L120 239H116L117 240V242L115 241V243L113 244L114 246L112 247H110V246H108V245H110V244H108V245H106V247H108L107 249L108 250H105L106 249V247L104 246H102V245H105L104 243L106 242V244H107V242L108 241H113L115 238L114 237H116V235H114V231L112 232L113 233V237H109V236H111L109 233H107V234H109V236L108 235H105V236H103V237H106V239H107V236H108V241L107 240H104V238H101V239H98L99 237V235H97L95 238L96 239H92V237L93 236H91V239H88L87 240V238L86 239H84V240H86L85 241V243H84V240L83 241H79V243L81 244V246H82V242H83V245L85 246V244H86V242H89V244H87V246L89 245V246H92V249H94L95 247H97L98 248V246L99 245H101V248H99V249H95V259L93 260V261H91L93 264H96V262H97V260L99 259V256H101V259H102V257H104V259H108V260H106V261H110L111 262V258L113 257V256H116V254H118V252H121V253H119V254H124V255H126V256H131V255H133L132 253H131V249L130 248H127V242H128V244L129 245H131V243H129V242H132L133 241V239H134V236L137 238V241H140V242H142L143 241V239H144V242H142V243H140V242H138L137 243V241H136V239H134L135 241H133L132 243H135V244H137L138 245V247L140 246V245H142V247H150L151 245V247L150 248H152L153 246V248L154 249H157V250H159V252L160 251H162V252H160V253H163V254H165L166 252H164L165 250H163V249H167V248H169L170 247V251H169V249H167L168 250V253H173L174 252V250L176 251L178 248L177 247H182V246H184L185 244L184 243H186V238L184 237V235H185V232H182V230H184L183 228L187 225L188 227H189V224H187V222L186 221H181V220H177V221H175V222H177L175 225H173L172 224V227L174 226V229H175V235H176V237H175V235H174V237H175V239H169V241L167 240H163V242H161L162 240H160V239H162V237H161V235L162 234H160L159 232H158V230H160V229H162L161 231H163V230H165L166 229V225L164 224V226H163V224L162 225H159V228H158V230H157V234H156V239H157V237H159V235H160V239L158 238V241L156 240V239H154L153 237L152 238H149V240H150V242H148V244H150V245H147L146 243H147V241H149L148 239H147V236L146 237H144L146 234L145 233H147V230H151L150 228H152V229H154V227H153V225L155 224V222L157 223V221H158V217L159 216H161V215H159V216H155V214H153V216L152 217H154L155 218V220H154V218L152 219V217H151V215L149 214L148 215ZM229 218H228V217ZM240 216V218H238L237 219V217H239ZM40 217V216H39ZM89 217V216H88ZM157 217V218H156ZM36 218V217H35ZM73 218V217H72ZM90 218V217H89ZM69 219H71V218H69ZM74 219V218H73ZM160 219L162 220V218L160 217ZM230 219H232L233 220V222H231V220ZM157 220V221H156ZM70 221V220H69ZM115 221V220H114ZM124 221V219L123 218H118L117 220H116V222H117V224L119 225H121L122 223L121 222H123ZM142 221H144V222H142ZM163 221V220H162ZM179 221V222H178ZM220 221L221 222H223V223H220ZM230 221V222H229ZM70 222H74V220L72 221H70ZM113 222V221H112ZM184 222H186V225L184 224ZM115 222H113V224L112 225H117V224H114ZM165 223V222H164ZM228 223L229 225L231 224H233V226H235L236 225V227H237V229L235 228V227H232L231 229L230 228H228L229 227V225H228V227H227V225L226 224ZM246 224V225H245ZM98 227H100V225L101 224H96ZM95 225V226H96ZM117 225V226H118ZM119 225V226H120ZM156 225V224H155ZM158 225V224H157ZM156 225V226H157ZM224 225V226H223ZM244 225V226H243ZM251 225V224H250ZM69 227H70V224L68 225ZM95 226H93L94 227V229H97V231L100 233L101 231V234L102 233H106V232H110V231H112V228H114V227H117V226H112V228L110 227V225L107 227V226H105V225H102L103 227H101V228H95ZM118 226V227H119ZM155 226V227H156ZM161 226V227H160ZM162 226H163V228H162ZM167 226H169V225H167ZM187 226L185 227V229L186 230H184V231H187ZM191 226V225H190ZM239 226V227H238ZM67 227V226H66ZM65 227V228H66ZM74 226H72V228H73ZM105 227H107L108 228V230L106 231L105 229H102V228H105ZM110 227V228H109ZM131 227H133L132 228V230H130L131 229ZM164 227H165V229H164ZM222 227V228H221ZM226 227V228H225ZM64 228V231L62 230V232L63 233H61V235H59V234H57V235H59V236H61V239L59 240L60 241V243H62L63 242V245L66 243V241H68V239H66L65 241H64V238L68 235V236H70L69 234H68V232H69V228H66L65 229ZM72 228H70L71 229V232L72 233H74L73 231H72ZM75 228V227H74ZM148 228V229H147ZM168 228V227H167ZM190 228V227H189ZM192 228L193 227H191L190 229L192 230ZM99 229V230H98ZM110 229V230H109ZM134 229V230H133ZM220 229H221V231H222V233H225L226 232V229H227V231H229V232H227L226 234H227V236H226V234L224 235V234H222L221 233V231H220ZM222 229H225V231L224 230H222ZM76 229H74V231H75ZM145 230V231H144ZM240 230H242L241 228H240ZM104 231V232H103ZM134 231H136L135 233H134ZM138 231L140 232V234H138ZM143 231V232H142ZM145 232V233H144ZM111 233V234H112ZM162 233V232H161ZM179 233V234H178ZM220 233V234H219ZM65 235V237L63 238L62 237V235ZM143 234H144V236H143ZM181 234V235H180ZM103 235V234H102ZM138 235H139V237H138ZM140 235H141V237L143 238V239H141L140 238ZM178 235V236H177ZM206 235H208V236H206ZM211 235H213V236H211ZM219 235V236H218ZM58 236V237H59ZM67 236V237H68ZM72 236H74L75 237V235H71V237ZM210 236H211V238H210ZM130 239H132V241L131 240H128L129 238ZM155 237V236H154ZM218 238V239H221V238ZM46 239H48V237H45ZM44 238V239H45ZM60 238V237H59ZM88 238H90V237H88ZM125 238V239H124ZM140 238V239H139ZM194 238H192V239H194ZM207 238V240H205ZM209 238V239H208ZM20 239V240H19ZM19 239H15L14 237H11V238H8V240L5 242V243H3V244H1L0 243V253L1 252H7L6 254H5V256L7 255V254H9V255H11L10 253H12V250H16L15 249V244H18V242L20 241L21 242V237L19 238ZM43 239V240H44ZM50 239V238H49ZM63 239V241H61ZM69 239H71V238H69ZM76 241H77V239L76 238H74ZM74 239L72 238L71 240H73L74 241ZM113 239V240H112ZM182 239H184V240H182ZM204 239V240H203ZM17 240H19L18 242H17ZM23 240V239H22ZM71 240H69V241H71ZM101 240V241H100ZM105 242H104V241ZM123 240V241H122ZM142 240V241H141ZM145 240H146V243H145ZM179 240H180V242H179ZM99 241L100 242H102V243H99ZM119 241H120V243H119ZM160 241V242H159ZM182 241L184 242V243H182ZM208 241V242H207ZM48 243L49 244V241H45V242H43V244H45V243ZM201 242H199V241H197V243L199 244V243H201ZM205 242V243H204ZM212 242H215V241H212ZM70 243H72V241L70 242ZM70 243H67L66 244V246L64 245H55V246H57V251H55V252H59L60 254H59V256H58V259H56L57 261H59V260H61V262L62 263H64V264H72V263H74V262H76V261H74L75 259H72V257H71V255L70 254H72V256L74 257V255L73 254H75L77 251H81L82 249H83V247H79V246H76V243L75 242H73L74 243V245L73 244H71L70 245ZM91 243H92V245H91ZM112 243V242H111ZM79 244V245H80ZM99 244V245H98ZM177 244H178V246H177ZM183 244V245H182ZM67 245H69V246H67ZM78 245V244H77ZM14 246V247H13ZM18 246V245H17ZM43 246H47L46 244L45 245H43ZM54 246V249L56 248ZM73 246V247H72ZM94 246V247H93ZM40 247H42V245H40ZM68 247L69 248V250H68V248L66 249V248ZM74 247H78V250H74ZM86 247V246H85ZM102 247H103V249L105 250V252L106 253H104L101 249H102ZM129 247V246H128ZM156 247V248H155ZM172 247H175V248H173V249H171ZM13 248V249H12ZM47 248V247H46ZM41 248V249H43V253H46V252H44V249L47 251V249L49 250V248ZM63 248H65L66 249V251H67V254L68 255H66V252L64 251V250H62ZM81 248V249H80ZM90 248V247H89ZM53 249V250H54ZM91 249V248H90ZM161 249V250H160ZM264 249V247H262V248H257L256 250H258V251H256V252H259V251H261V252H259L260 254L264 251L263 250ZM59 250V251H58ZM61 250H62V252H61ZM84 250V249H83ZM139 250H142L141 248H139L137 251H138V253H141V251H139ZM76 251V252H75ZM93 251V250H92ZM117 252V253H116ZM129 253H130V255H129ZM137 253V254H138ZM2 254V253H1ZM58 254V253H57ZM264 254V253H263ZM64 255H65V258H64ZM76 255V254H75ZM112 255V256H111ZM12 257H14L15 255L14 254H12L11 255ZM137 255H136V253H135V256H134V260L136 259L137 261H136V263H138V264H144V263H142V258H140L141 257V255L139 254V258L141 259H138L137 257H136ZM206 256H208L207 254H206ZM206 256H204V255H201V257H199V256H197V258H196V256H195V259H198L199 258V260H202L203 262H209L210 260L212 261V256L209 254V257H211L212 259H207V257ZM10 257V256H9ZM204 257L207 259V260H209V261H207V260H205L204 259ZM67 258H71L72 259V261H71V259L70 260H68L69 262L71 261V263H68V261H67ZM200 258H202V259H200ZM64 259H65V261L67 262H65L64 261ZM97 259V260H96ZM103 259V260H104ZM222 259H219V260H217V262H219L220 261V263L222 262L221 261ZM88 262H90L89 260H87ZM87 261H86V259H83V260H81V261H79V263L78 264H88L87 263ZM154 261V262H153ZM151 260V262H148L147 264H157L155 261L156 260ZM80 262H82V263H80ZM89 263V264H92V263ZM61 263V264H62ZM135 262L133 263V264H136ZM206 263V264H207ZM220 263H218V264H220Z\"/></svg>", "mask_w": 264, "mask_h": 264}]
</instances>
